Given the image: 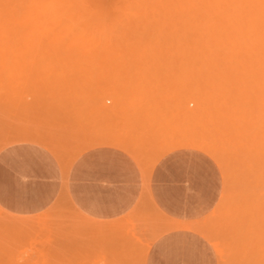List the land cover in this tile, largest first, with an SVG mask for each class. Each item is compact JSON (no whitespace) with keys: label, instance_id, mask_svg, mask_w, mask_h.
<instances>
[{"label":"bare ground","instance_id":"bare-ground-1","mask_svg":"<svg viewBox=\"0 0 264 264\" xmlns=\"http://www.w3.org/2000/svg\"><path fill=\"white\" fill-rule=\"evenodd\" d=\"M5 1H7V0H5ZM18 1V0H17ZM15 2V0H14V2H13V4L14 3H17L18 4V2ZM20 1H22V0H20ZM20 1H19V3H20ZM33 0H31V2H32ZM34 1H40V0H34ZM47 2V4L50 2V6L51 5H53L54 6V9H55V12L57 11H59V10H62L64 13L65 12H67L66 10H69V12H67V13H71V15H73L72 14V12H73V6H75V5H77V6H80V8L81 7H83V6H81L82 4H85V3H88L89 2V4H91L92 2H95L96 4H91L92 6V9L94 8L93 6H96L97 4H99V2H103V1H112L113 3H119V1L120 2H122V5H124V7H123V9L124 10H121L122 9V5L121 4H119V5H116V4H114V6L116 5V6H119V7H116L115 6V8L113 7L112 9H113V11L111 10V7L109 8V7H107V8H109L110 10L108 11L107 9H105L106 8V5H105V7L104 6H102L101 4V6L103 7L102 9L101 8H98L99 6H96L95 8L96 9H101V11L103 12V10H105V12H103L102 13V15L101 14H99L97 11L95 12V10L93 9V11L91 12V13H93V15H94V13H96V17H94V16H92V15H90V16H92V18H97V19H100V21L99 20H96V21H98V22H100L101 24L103 23V21H105V20H103L102 22H101V20L102 19H105L104 17H103V15H106V21L108 22V17L110 18V16H111V14H113V12H114V9H115V12L116 11H118L119 9L123 12V15H124V11L125 10H127V9H129V7H127V4L125 5V3L124 2H129L130 4L132 3V5L134 6L135 4H137V6H140L139 7V9L137 10V12L135 11L137 8H135V6L134 7H132L131 5V8H134V9H130L131 11H133L134 10V13L133 12H131V13H129L131 16H127L128 18H129V21L127 20V18H126V16H123L122 15V17L124 18H126V19H123V18H121V20H125V22H126V24H128L129 25V23L131 24V23H133V22H135L133 25H134V27H136V28H140V26L138 25V27H137V25L135 26V24H137L136 22L139 20V22H141V21H143L144 20V22H145V18L144 17H147V16H149V17H151V20L150 19H148V24H150L149 26H147V27H143V28H145L146 30L147 29H149V28H151V26H153L152 28L153 29H155V31L153 32V34L151 35V36H149V35H146L147 33H145V32H143V34L144 35H146L147 37H145L144 38V35L143 34H141V35H143V38L145 39H141V41L143 40L144 42H141L142 44H143V47L141 46V49H143V51H141V50H139L140 48H138V47H140V45L138 44V43H136L137 45V48L138 49H136L135 48V45H131L130 43L131 42H125L124 41V45H125V43L126 44H128V46L127 45H125L124 47L122 46L123 44H120V39H122L121 37H120V35H118V34H116V35H114V36H112V38L110 37V38H108L107 37V39L106 38H104L105 40H107V42H109L107 45H105L106 47H110V48H108L107 50H109V51H107L108 53H109V55L108 56H110V54H112V53H110V52H112L113 50L112 49H114V48H116L115 47V45H117V48H119V46H118V43H119V45L122 47V49H123V51H127V50H125V49H127V47H128V50L131 52V47L132 48H134V49H136V50H138V52L135 50V52H134V54L136 53L137 55H138V53L140 52H143L142 53V55L140 54V55H138V57L139 56H141V58L143 57V58H151L150 59V61H148L147 59V61L148 62H150V63H152V60H153V58L154 57H156V55L157 54H159V55H157V56H159L160 57V53L159 52H161V54H162V52H165V53H167L168 51H169V56H168V54L166 55L167 57H170L171 56V52H174L173 53V55H175V53L177 52V50L179 49L181 52L182 51H184L185 53H186V55H184V59H182V60H185V63H186V61L189 59V58H191V59H189V63H187V64H189L188 66L189 67H192V69H190V74H191V76H195V81H192L191 79V82H195V87H191V89L189 90V94H187L188 95V100L185 102L186 103V105L187 106H189V103H191V104H195L197 107H199V108H197L198 110L201 108V109H204L203 108V106L202 105H204V103H207L208 102V98H209V92L207 91V90H204V86H203V84L205 85V82L207 83V79H208V77L210 78V76H212V73H214L215 72V74H213V75H216L217 74V76L216 77H219L218 75H220V77L222 78V80L223 79H225V80H229L230 81V83H233L232 82V80H234V84H235V86H232V84H230V86L232 87V89H231V91L233 90L234 92L233 93H231L230 95H231V99H233L232 101L230 100V102H233V101H235L234 103L236 104V105H238V106H240L239 104H241V102L242 103H245L244 105H246V104H248V108H247V106H246V110L247 109H249L248 111H247V114L249 115V116H252V115H250L249 113H252V109H251V104L253 103V101H256V102H254L253 103V105H254V108H255V106H256V112L255 111H253V113L255 114H257V117H256V119H257V121H256V119L254 120L253 119V121H252V118H250L249 116H247V117H249L250 119H249V121L248 120H245V119H243V118H245L246 117V115H242L243 117H239L241 120H245V122H249V124H250V122L253 124V125H255V126H258V129H259V132H260V136H259V143H261L260 144V148L258 149V150H256V153H254V154H256V156H255V158L253 159V161L252 162H250L249 160H248V162H250V163H248L247 161H245V159L243 160V161H245V162H247V163H245L244 165H242L241 163L243 162V161H241V163H238V165L240 164V166H238L237 164L236 165H234L233 163H232V161H230L231 159H232V157L234 156V155H232L233 153V150H232V147H235V146H237L238 147V144L240 145V143L239 142H237L236 140L234 141V139L236 138V133H234L235 135H234V138H233V134H231V133H229V134H231V137H230V135L227 133V134H223L224 132H226V130L228 131L229 129H226V127L227 126H233L234 124H233V122L231 123L232 125H227V124H222L221 122L220 123H218L219 122V119H217L218 120V124H220L221 126H220V129H223V126H225V125H227L224 129H225V131H221L219 128H218V133L217 132H215L216 130H217V127H215V128H213V129H211V127H212V125L214 126V123H216V122H214L213 123V120H212V122H211V124L209 125V127H210V131H212V132H208V131H201V134H202V137H200L201 136V134L200 135H198V132H200L199 130H201V129H199V128H197V129H199L198 130V132L197 131H195V132H197L196 133V135H195V133H194V131H193V129H192V131H193V133H194V135H192V134H190V133H188L187 134V131L189 130L188 128L190 127L191 128V124L188 126L187 124H186V126H188L187 127V131L184 133H181L182 131H185V130H182L183 128H184V125L185 124H183V127L182 128H180L179 129V127H177L178 125H176L174 122H170L171 120L173 121V119H175V118H172L171 120H169V122L170 123H168V124H166V125H169V124H175V126L177 127V131L179 132V131H181V132H179V133H177V131L175 130V134H174V130L173 131H171V132H173V133H171L170 131H168V129H167V131H166V129H165V127H164V124H161L162 125V128L164 127V129L165 130H163V129H161L160 127H159V131L160 132H158V129L157 130H153V129H151V128H155L156 129V127H152V126H154V125H150L149 126V129H151V130H149V129H147L146 128V125H145V123H147V125H148V122L147 121H149V120H151V118H149L148 116H149V114H150V106H152V105H148V104H142L141 102V104L140 105H138L137 103L136 104H133L134 106L136 105V108H137V105L139 106L138 108H139V110H141L142 111V113H141V111H140V113L142 114H140V113H137V114H140V116H142L141 118L140 117H138V115H136V114H133V116H130V117H127L128 116V114L130 115L131 113H126V111L123 109V108H120L122 111H125V113L126 114H122L121 116H125V115H127V116H125V120H123V124H125V121H126V123H128V125H126V128H124L123 127V129H125V132H124V134H117V131H113L112 132V128H110V131L111 132H108L109 131V129H108V131H106L107 130V128H108V126L106 127V129L104 130V128L103 127H100L102 124L104 125V127H105V119H103L104 120V123L102 122V121H100L101 119H99V121H98V119H97V124H98V122H102V124L101 125H98L100 128H103V129H100L98 126V128L100 129V130H96V129H94V128H96V126L95 127H93L92 125V127H93V129L94 130H96V132H94V133H86V132H88L87 131V129L89 130V128L91 129V127L89 126L87 129H86V132L85 131H81L80 129H82V128H80V129H78L79 131H75L74 133L73 132H71V133H73V134H75L76 133V135H74V136H69L68 137V131H67V135L66 136H62V135H60V133L58 134L61 138L63 137V138H65V139H63V140H61V142L59 143V142H57V141H59L58 140V138H57V135H53V133H55L56 134V131H60V130H56L55 129V131L53 132V133H51L52 135H51V137L53 136V137H55L54 139H57V140H55L57 143H55L52 139H49V138H47V136L44 134H40L39 132H41V131H43V128H44V126H43V128H42V130H40V129H38V130H40L39 132H36V131H33L32 129H22V127H21V129H19V131H17V129L19 128V126L21 125V123L20 122H17L18 124H20V125H18V124H15L16 126H17V128L15 127V129L13 130V131H17V133H16V131H15V134L16 135H12V132H11V135L10 134H8V135H10V137H8V140H5L6 138L4 137V136H6L7 134H4V133H2L3 132V130L1 129L0 130V147H3V145L5 146V144H7V143H9V142H11V141H15V140H21V139H31V140H36V141H38V142H41V144H43V145H45L46 147H48L50 150H51V152L53 151V153L55 154V156H57V158H58V160H59V162H60V164H61V166H62V170H63V173H64V175H66V173H67V169H68V167H69V165H70V163H71V161L78 155V154H80V152L81 151H83L84 149H86V148H88V147H91V146H94V145H97V144H108V145H114V146H117V147H119V148H121V149H123L124 151H126V152H128L136 161H137V163L139 164V166H140V168H141V170H142V173H143V191H142V194H140L141 195V197L139 198V201L137 202V204L135 205V207L130 211L131 212V215H132V213H134L136 210H137V208L140 206V204H142L145 200H148L150 203H151V205H152V207H153V210L155 211V213L156 214H158V215H160L161 217H163L164 218V220L159 224V226L158 225H156V224H153L149 229H147V231L145 232V242L143 243L142 241H141V239L139 238V237H134V236H132L130 233V231H131V229L132 228H134L135 227V225L133 224V225H131V224H128L129 222H128V220H129V218H130V216H129V214H130V212H129V214H126L125 216H123V217H120V218H117V219H114V220H109V221H101V220H95V219H91V218H89V217H87V216H85V215H83L81 212H79L73 205H72V203L67 199V196L65 195V192H61V194L59 195V197L57 198V200H56V202L54 203V205L52 206V207H50L49 209H47V210H45V211H43V212H40V213H38V214H35V215H29V216H25V215H14V214H11V213H8L7 211H5V210H3L1 207H0V234H1V241H2V243L3 244H5V245H7L8 247L10 246V247H16V246H23V247H26V250H25V252H26V254H27V256L24 258L25 260L23 261V263H21V264H35V262L33 261V260H35V258H38V257H43V256H45V255H47L48 254V252H46L45 250H46V248H45V246H47V245H56L57 243H58V240H60L59 238H57L56 237V234H55V230H54V227H50L51 225H48L51 221H52V219L54 218V217H59V221L61 220V218H62V221H63V225H64V222L66 221V220H64L63 219V217L65 218L66 217V215H67V213H65V216L63 215V213H61V211H63V208H62V206H61V203L62 202H64V203H66V205H67V207H68V212L70 213V214H72V215H74L75 216V218H78V221L76 222V223H73L72 221H70V223H72V228H71V230H69L70 232H69V235H68V239H67V242L69 243L70 241H72V240H74L75 242H78V241H80L81 240V242H83V244H82V247L79 249V250H81V252L82 251H85V252H90V251H95L98 255H101V259L99 260L100 262H102L103 264H144V259H145V255H146V252H147V249H148V247H149V244H150V242L153 240V239H155L160 233H162V232H164L165 230H167V229H170V228H173V227H188V228H191V229H193V230H196V231H198V232H200L204 237H206L211 243H212V245H213V247L216 249V258H217V264H264V0H46ZM49 1V2H48ZM115 1V2H114ZM11 2V1H10ZM9 2V3H10ZM26 2H28V3H26ZM25 3L27 4V6L29 5V1H26ZM42 3H40V4H42V7H43V4H45V3H43V2H45V1H41ZM1 3H3V0L2 1H0V5H1ZM8 3V2H7ZM23 3H24V1H23ZM24 3V4H25ZM34 3V2H33ZM32 3V4H33ZM37 2H35V4H36ZM113 3L111 4V5H113ZM134 3V4H133ZM25 4V5H26ZM32 4H30L29 6L30 7H32L31 5ZM34 4V6H33V8H36V10H37V8L38 7H40V4H38V7L36 6ZM89 4H86V5H89ZM8 5V4H7ZM15 5V4H14ZM19 5V4H18ZM21 5V4H20ZM19 5V6H20ZM23 5V4H22ZM46 5V4H45ZM129 5V4H128ZM11 6V5H10ZM25 7V10H26V8H29V11H31V9L32 8H30V7ZM36 6V7H35ZM48 6V5H47ZM46 6V7H47ZM53 6H52V8H53ZM108 6V5H107ZM15 7H17V6H15ZM45 7V8H46ZM91 7L90 6H88V8H85V5H84V11H83V13L85 12V9H86V11L88 10V9H91ZM121 7V8H120ZM127 9H126V8ZM3 8H5V7H3ZM11 8V7H10ZM22 8V7H21ZM45 8H44V10H45ZM50 8V7H49ZM48 8V9H49ZM79 8V9H80ZM118 10H117V9ZM17 9V8H16ZM19 9V8H18ZM24 8H22V10H23ZM43 9V8H42ZM47 9V8H46ZM54 9H52V10H54ZM25 10H23V11H25ZM28 10V9H27ZM32 10H34L35 11V9H32ZM51 10V9H50ZM50 10H49V15L51 14V13H54L53 11H51L50 12ZM75 10V9H74ZM82 10V9H81ZM107 10V11H106ZM148 10H152L151 12L150 11H148ZM12 11V10H11ZM20 11H21V9H20ZM23 11H21L22 12V15H23ZM28 11V13L31 15V16H29V14H28V17H32V14L34 13V11H33V13L32 12H29ZM42 10H39L38 12H41ZM46 11V10H45ZM90 11V10H89ZM88 11V12H89ZM100 11V10H99ZM121 11H120V13H121ZM143 13H142V12ZM3 12V11H2ZM17 12H19V11H17ZM21 12L19 13V14H21ZM81 13H82V11H80ZM80 12H77V10L75 11V14H74V16L76 15L77 16V14H80L81 15V13ZM107 12V13H106ZM112 12V13H111ZM145 12V13H144ZM149 12H150V14H151V16H150V14H149ZM3 13H5V11L3 12ZM13 13L15 14V12H14V10H13ZM27 13V12H26ZM32 13V14H31ZM35 13H37V11L35 12ZM46 13H48V11L46 12ZM60 13H61V11L59 12V15H60ZM91 13H89V14H91ZM18 14V15H19ZM24 14H25V12H24ZM43 14H45V13H43ZM43 14H42V12H41V15L43 16ZM57 14V13H56ZM55 14V15H56ZM97 14H99L100 16L99 17H103L102 19L101 18H98L97 16ZM115 14V13H114ZM113 14V15H114ZM122 14V13H121ZM135 14H137L136 16H135ZM149 14V15H148ZM154 14V16L152 17V15ZM0 15H1V11H0ZM6 15V14H5ZM8 15H10V16H12V14H8ZM38 15H39V13H38ZM38 15H37V17H38ZM62 15V14H61ZM60 15V16H61ZM66 15V13L64 14V16ZM70 15V14H69ZM68 14L66 15V18L69 16ZM70 15V16H71ZM108 15H110V16H108ZM112 15V17L113 18H111V19H113L112 21H115L114 20V18L116 19V17L118 18V15H117V13L115 14V16H113ZM117 15V16H116ZM144 15V16H143ZM2 16V18H3V15H1ZM0 16V17H1ZM9 16V17H10ZM16 16V15H15ZM27 16V15H26ZM54 15H52V16H50L51 18L53 17ZM64 16H62V17H64ZM69 16V17H70ZM75 16V17H76ZM79 16V15H78ZM87 15H86V13H85V16H84V14L82 15V17L84 18V17H86ZM89 16V15H88ZM121 15H119V17H120ZM142 16L144 19H142V18H140V17ZM175 16V17H174ZM178 16H179V18H180V21L179 22H173V21H175V19L177 20L178 19ZM24 17H25V15H24ZM27 17V18H28ZM34 18H35V15L33 16ZM33 17H32V20L33 21H36V19L34 20L33 19ZM36 17V18H37ZM40 17V16H39ZM38 17V19L40 20H42V22L43 23H45V22H48L49 20H48V14H47V20H44L43 21V17H41V18H39ZM45 17H46V15H45ZM50 17H49V19H50ZM55 17V16H54ZM69 17H68V21L65 19V17H64V21L66 20L67 21V23L68 22H72V20L71 21H69ZM71 17H73V16H71ZM81 16H79L78 18L79 19H81L80 18ZM134 17L136 18V19H134ZM149 17H147V18H149ZM6 18V17H5ZM11 18V17H10ZM16 18H17V16H16ZM15 18V19H16ZM27 18H25V19H27ZM57 18H60L59 16H57ZM82 18V20L80 21V23L81 22H83L84 21V19ZM90 17H87V20L89 19ZM131 18V19H130ZM132 18H133V20H132ZM137 18H139L138 20H137ZM20 19V18H19ZM19 19H17V20H19ZM30 19V18H29ZM37 19V20H38ZM46 19V18H45ZM55 18H53V20H54ZM73 19V18H72ZM111 19H109V20H111ZM140 19H142V20H140ZM152 19H154V20H152ZM0 20H2V19H0ZM12 20V19H11ZM20 20H23V16H22V19H20ZM74 20V22L75 21H77L76 20V18L75 19H73ZM86 20V21H87ZM118 20V19H117ZM116 20V21H117ZM132 22H131V21ZM135 20V21H134ZM137 20V21H136ZM147 20V19H146ZM150 20V21H149ZM3 21V20H2ZM15 21V20H14ZM13 21V23L14 24H18L19 25V22L18 23H16V21L14 22ZM30 21H31V19H30ZM52 21V20H51ZM55 21V20H54ZM60 21V20H59ZM62 21V20H61ZM111 21V22H112ZM22 22V21H21ZM32 22V21H31ZM38 22H40L41 24H42V22L41 21H38ZM37 22V23H38ZM56 22H57V24L55 23V22H53V26H54V24H56V25H58L59 26V24H58V21L56 20ZM85 22V21H84ZM83 22V25H85V24H87V23H84ZM110 22V21H109ZM108 22V23H109ZM117 22H120V24H121V26L118 24V26H117V28L119 29L120 27H121V29L123 28V26L125 25V27H124V30L123 31H128L129 33H132V32H134V33H132V34H137V31L136 30H139V29H136L135 28V30L133 31L132 30V24L128 27V26H126V24L125 23H123L122 21H120V20H118ZM147 22V21H146ZM6 23H7V21H6ZM10 23V22H9ZM9 23H7V25H9ZM25 23V22H24ZM23 23V24H24ZM32 23H34L33 25L35 26V22H32ZM48 23H51L50 21L48 22ZM61 23V27H62V25H64L62 22H60ZM65 23V22H64ZM69 23V24H70ZM73 23V22H72ZM72 23H71V25H72ZM78 23V22H77ZM95 23V22H94ZM113 23V22H112ZM111 23V24H112ZM115 23V22H114ZM113 23V24H114ZM123 23V24H122ZM142 23V22H141ZM0 24H1V22H0ZM11 24V23H10ZM27 24V23H26ZM30 25H31V23H29ZM88 24H89V22H88ZM91 24V23H90ZM89 24V26H87L86 25V30H87V28L89 27V28H91L92 27V25L93 24H91L90 25ZM109 25L110 26V28H108L107 26H106V28H107V30H109V31H112L111 33H119L118 31L120 30L121 31V29H119V30H117V28H115V27H112V25ZM116 24V23H115ZM13 25V24H12ZM28 25V24H27ZM29 25V26H30ZM39 25V24H38ZM45 25L47 26L48 24H46L45 23ZM44 25V26H45ZM74 25H76V24H74ZM80 25H82V23L80 24ZM80 25H79V23H78V25H77V27H79L78 28V30H76V26L74 27V29L76 30H74V32H78L79 31V29H81V27H80ZM97 25V24H96ZM123 25V26H122ZM22 26V25H21ZM49 26H50V24H49ZM48 26V27H49ZM65 26H67L66 24H65ZM70 26V25H69ZM94 26V25H93ZM101 26V27H100ZM100 26H98V27H100L99 29L96 27L95 29H98L97 31L99 32L100 31V29H102V26H104L105 27V24L103 25H100ZM120 26V27H119ZM5 27V26H4ZM56 27V30H59V28L60 27H57V26H55ZM83 27V26H82ZM103 27V28H104ZM111 27L113 28V30H111ZM6 28V27H5ZM8 28H10V27H8ZM13 29H14V27H12ZM28 28V27H27ZM35 28H39V26H37L36 25V27ZM34 28V29H35ZM40 28H42L41 26H40ZM39 28V29H40ZM46 28V27H45ZM44 27H43V29H44V32H45V30H47V29H45ZM50 28V27H49ZM48 28V29H49ZM58 28V29H57ZM64 28H66V27H64ZM69 28V27H68ZM83 28V29H84ZM105 28V29H106ZM115 28V29H114ZM126 28H127V30H126ZM129 28H131V31L132 32H130V29ZM2 29V28H1ZM21 29H22V27H21ZM24 29V28H23ZM26 29V28H25ZM24 29V30H25ZM29 29H30V27H29ZM33 28L31 29V30H34ZM51 29V28H50ZM50 29H49V32L50 33H52L51 31H50ZM67 29V28H66ZM70 29V28H69ZM68 29V30H69ZM85 29H84V31H85ZM93 30L92 31H94V27L92 28ZM104 29V30H105ZM140 29H142V28H140ZM3 30V29H2ZM38 30V29H37ZM55 29L53 30V31H56ZM61 30V29H60ZM59 30V31H60ZM67 30V31H68ZM90 30V29H89ZM106 30V31H107ZM114 30H117V32H113ZM143 30V29H142ZM142 30H139V31H142ZM18 31V30H17ZM21 31V30H20ZM26 31V30H25ZM28 31V30H27ZM42 31V30H41ZM83 31V30H82ZM82 31H80V34H81V32ZM83 31V32H84ZM91 30H90V32H88V31H85L84 33L86 34V32H88L89 34L92 32ZM123 31H122V33H123ZM1 32V31H0ZM4 32H5V30H4ZM12 32H13V30H12ZM16 32V31H15ZM28 32H30V31H28ZM35 32H36V30H35ZM39 32V31H38ZM48 32V31H47ZM63 31H60L59 33H62ZM71 32H72V30L71 31H69V33H68V35L70 34V35H72L71 34ZM74 32H72L73 33V35H72V37H74V38H70V40H68L69 42H71L73 39L74 40H78V38L81 36H79V34H77V36H79V37H77L76 36V33H74ZM95 32V31H94ZM108 32V31H107ZM16 33H19V31L18 32H16ZM21 33H23V32H21ZM25 33V32H24ZM24 33L22 34V35H24ZM105 33V32H104ZM103 33V34H104ZM110 33V32H109ZM7 34V33H6ZM14 33H12V35H13ZM27 34V33H26ZM41 34H42V32H41ZM53 34H55V35H57L56 33H53ZM62 34H64V32L62 33ZM65 34H66V32H65ZM83 34V33H82ZM89 34H86V35H89ZM103 34H101V35H103ZM131 34V35H132ZM138 34H140V33H138ZM137 34V35H138ZM11 35V36H12ZM18 35V34H17ZM21 34H20V36L19 37H21L22 36ZM47 35V34H46ZM61 34H59V36H60ZM93 35V34H92ZM92 35H90V36H92ZM105 35V34H104ZM124 35V34H123ZM194 35V36H193ZM5 36V35H4ZM10 36V35H9ZM15 36V35H14ZM35 36V35H34ZM39 36H41L40 34H39ZM67 36V35H66ZM77 38H76V37ZM89 36V37H90ZM98 36V35H97ZM97 36H95V37H97ZM115 36H117V37H120L119 39L118 38H114ZM125 36V35H124ZM128 36V35H127ZM130 36V35H129ZM140 35H138V37H139ZM38 37V36H37ZM45 37V36H44ZM44 37H41V39H40V41H38V42H35L34 41V37H33V35H31V34H29V35H25V37H21L20 38V40H19V42L22 44V45H24V46H26V47H30V48H32V50L33 51H35V50H37V49H39V46H41V45H43V40H42V38H44ZM69 37V36H68ZM82 37H83V35H82ZM81 37V39H83L84 40V38H82ZM93 37H94V35H93ZM100 37H102V36H100ZM158 37V41H159V44H158V46L156 47L155 45H157L156 44V41L154 40L155 38H157ZM180 37L182 38V39H180ZM65 38V37H64ZM67 38V37H66ZM86 38H88V37H86ZM99 38V37H98ZM114 38V39H113ZM142 38V37H141ZM146 38H147V40H146ZM162 40H161V39ZM1 40H0V70L2 71L3 70V65H4V61H6L5 60V58H4V51H3V49L4 50H7V49H5L6 47H4V48H2V46L4 45V41L3 40H6L7 39V37H6V39H5V37H4V39H3V35H2V37L0 38ZM45 39H47V38H45ZM44 39V40H45ZM62 39V38H61ZM61 39L59 40V41H61ZM68 39V38H67ZM67 39H65V41L67 40ZM72 39V40H71ZM80 39V38H79ZM108 39H110V40H108ZM131 39H135V37L134 38H131ZM131 39L129 40V41H131ZM160 39V40H159ZM193 39H195V40H193ZM13 40V39H12ZM16 40V39H15ZM38 40V39H37ZM53 40H54V42H52V43H57L58 42V40H56V38H54L53 37ZM52 40V41H53ZM64 40V39H63ZM76 40V41H77ZM93 40H94V38H93ZM92 40V41H93ZM116 40H119V41H117L116 42V44H114L115 43V41ZM123 40V39H122ZM140 40V39H139ZM181 40V41H180ZM7 41H9V39L7 40ZM10 41H11V38H10ZM80 41V40H79ZM78 41V42H79ZM88 41H89V39H88ZM96 41V40H95ZM97 41H99V39L97 40ZM101 41V40H100ZM111 41V42H110ZM113 41V42H112ZM134 41V40H133ZM160 41H164V42H166V44L167 45H169V47L167 46V45H162V46H159L160 45ZM19 42H18V44H19ZM50 42V41H49ZM64 43V41H61V43ZM69 42H67V43H69ZM80 42H82V41H80ZM79 42V43H80ZM102 42H104V41H102ZM134 42H136V40L134 41ZM138 42V41H137ZM17 43V42H16ZM60 42H58L57 43V45H60L59 44ZM62 43V44H63ZM66 43V42H65ZM78 43V44H79ZM83 43H85V45H86V51H85V49H84V51L85 52H87V49L88 48H92V47H90V46H92V45H95V44H91V43H88L87 41H83ZM86 43H88V44H86ZM93 43V42H92ZM101 43V42H100ZM122 43V42H121ZM9 44H10V42H9ZM15 44V43H14ZM17 44V45H18ZM49 44V43H48ZM69 44H75L74 43V41H73V43H69ZM69 44H65V45H68V46H70ZM106 44V43H105ZM114 45V47H112L113 45ZM141 44V45H142ZM153 44H155V45H153ZM177 45V47H179V48H175V49H177L176 50V52L175 51H173V45ZM72 45V46H73ZM76 45V44H75ZM74 45V47H76V49H77V46H75ZM85 45H84V47H85ZM89 47H88V46ZM104 45V44H103ZM175 45V46H176ZM212 45H215L214 46V50H213V48H211V47H213ZM220 46L219 48L217 47V46ZM8 46V45H7ZM19 46V45H18ZM17 46V47H18ZM72 46H70L71 48H74V47H72ZM81 46V45H80ZM83 46V45H82ZM99 45H97V48H101L100 46L98 47ZM127 46V47H126ZM165 46V47H164ZM21 47V46H20ZM46 47V46H45ZM61 47V46H60ZM60 47H59V49H60ZM88 47V48H87ZM94 47V46H93ZM121 47H120V49H121ZM162 47H164V48H166V49H164V48H162ZM13 48V47H12ZM29 48V49H30ZM51 48V47H50ZM58 48V47H57ZM63 48H64V46H63ZM78 48H79V46H78ZM18 49V48H17ZM24 49V48H23ZM44 49V48H43ZM52 49H53V47H52ZM94 49V48H93ZM93 49H91V50H93ZM95 49H96V47H95ZM120 49H118L119 51V55H118V57L117 58H121V55L122 54H120V52L121 53H124V52H122ZM168 49V50H167ZM184 49V50H183ZM198 49V50H197ZM66 50V49H65ZM104 49H102L101 51L103 52V57H104V51H103ZM105 50H106V48H105ZM115 50V49H114ZM164 50V51H163ZM178 50V52H180ZM20 51H22V50H20ZM24 51L25 52H29V51H26L25 49H24ZM38 51V50H37ZM40 51L41 50H39V53H40ZM44 51H45V49H44ZM46 51H49L48 50V48L46 49ZM53 51H54V49H53ZM52 51V52H53ZM57 51L59 52V50L57 49ZM72 51H74L73 49H72ZM96 51H98V49H96ZM95 51V53H97ZM100 51V50H99ZM100 51V56L102 55V52ZM129 51H127L128 53H125V54H127V56H128V54H129ZM171 51V52H170ZM4 52V53H3ZM14 52H16V51H14ZM25 52H22L23 54L25 53ZM42 52L43 51H41V55H42ZM66 52H67V50H66ZM76 52H78V51H76ZM80 52V51H79ZM84 52V53H85ZM89 52V51H88ZM92 52V51H91ZM114 52V51H113ZM117 51H116V54L118 53ZM177 52V53H178ZM181 52L179 53L180 55H181V57H182V54L184 53H182L181 54ZM30 54H28V55H23L24 57L26 56H28L27 58H31V52H29ZM33 53V52H32ZM37 53V52H36ZM46 52H44V54H45ZM47 53H49V52H47ZM51 53V52H50ZM56 53V52H55ZM55 53H53V54H55ZM62 53V52H61ZM64 53H65V51H64ZM72 53V52H71ZM81 53V52H80ZM84 53H81V57H82V55H84ZM94 53V52H93ZM105 53H106V51H105ZM165 53H163L162 54V57H164V59H166L165 58ZM12 54H14V53H12ZM16 54V53H15ZM14 54V55H15ZM26 54V53H25ZM44 54L42 55V56H44ZM52 54V53H51ZM74 54V53H73ZM77 54V53H76ZM76 54L74 55L75 57H73V58H76ZM87 54V53H86ZM90 54V53H89ZM97 54H99V53H97ZM116 54H114V55H116ZM179 54H176V58H173L172 56V60H176L177 61V55H179ZM223 54V55H222ZM9 55V54H8ZM13 55V56H14ZM36 56L38 55V54H35ZM40 54H39V56H38V58L41 56ZM46 56H47V54H45ZM130 55V54H129ZM132 55V54H131ZM137 55L135 56L134 55V57H131V58H135V59H133L134 61L133 62H135V60H136V62H141V61H138V59H140V58H138L137 59ZM222 55V56H221ZM12 56V55H11ZM13 56L11 57V59L13 58ZM18 56H19V54H18ZM30 56V57H29ZM36 56H35V58H36ZM59 56V55H58ZM57 56V57H58ZM100 56L99 57H97V58H100ZM123 56H124V54H123ZM33 57H34V55H33ZM32 57V58H33ZM78 57V56H77ZM80 56L77 58V59H80L81 58ZM94 57H95V54H94ZM93 57V58H94ZM115 57V56H114ZM114 57H112V58H114ZM162 57H160V60H162ZM178 57H180V56H178ZM180 57V58H181ZM20 56H19V60H20ZM31 58V59H32ZM34 58V59H35ZM47 58V57H46ZM49 58V57H48ZM53 58V57H52ZM61 58V57H60ZM91 58V57H90ZM96 58V59H97ZM101 58H102V56H101ZM111 58V56L107 59L106 58V60H108V62L109 61H111V62H113L114 61V59L116 58H114V59H110ZM116 58V59H117ZM128 59V61L125 59V58H123V62H124V60L126 61V62H128L129 63V66H130V64H131V58H129V56L127 57ZM157 58V57H156ZM156 58H155V60H156ZM11 59H9V60H11ZM41 59V58H40ZM43 59H45V58H43ZM42 59V62L44 61ZM58 59H59V57H58ZM69 59V58H68ZM68 59H65V60H67L68 61ZM95 59V58H94ZM105 59V58H104ZM115 59V60H116ZM122 59V58H121ZM120 59V60H121ZM159 59V58H158ZM19 60H18V62H19ZM51 60H53V59H51ZM54 60H56V59H54ZM61 60H62V58H61ZM64 60V61H65ZM82 60V59H81ZM84 60V59H83ZM89 60H91V59H89ZM101 60V59H100ZM106 60H105V62H106ZM160 60H157L158 62L160 61ZM167 60H168V58H167ZM169 60H171V59H169ZM172 60L169 62V63H173L172 62ZM179 60H181V59H179ZM12 61V60H11ZM10 61V62H11ZM15 61V60H14ZM22 61H24V62H22ZM22 61H20L19 62V64H16V65H21V64H23L24 63V65H26V63L28 62V61H26V60H22ZM32 61V60H31ZM39 61V60H38ZM37 61V62H38ZM63 61V62H64ZM66 61V62H67ZM103 61V60H102ZM118 61H119V59L115 62V64H119V63H121L122 64V68H127L126 67V65L128 66V64H126L125 66H124V64H123V62H122V60L121 61H119V63H118ZM146 61V64L145 65H150V63L149 64H147L148 62ZM157 61L155 62L154 60H153V64L154 63H156V64H158L157 63ZM15 62H17V61H15ZM14 62V63H15ZM26 62V63H25ZM33 62V61H32ZM52 62V61H51ZM78 62H81V61H78ZM97 62V61H96ZM100 62V61H99ZM104 62V61H103ZM133 62H132V64H131V66H133V65H135V64H133ZM143 62H145V61H143L142 60V62H141V64L143 63ZM165 62H166V60H165ZM40 64H41V62H39ZM38 63V64H39ZM58 63V62H57ZM88 63V62H87ZM98 63V62H97ZM107 63V62H106ZM161 63V62H160ZM158 64V65H155V67H154V69H155V74L157 75V76H161V69H164V68H161V67H163L164 65L161 63V64ZM169 63H167V64H169ZM178 63H179V61H177V65H178ZM6 64H7V62H6ZM32 64H34V63H32ZM43 64H45V63H43ZM53 64H54V62H53ZM94 64V63H93ZM103 64V63H102ZM102 64H100V66H98V64L96 65L97 67H100V69H98V68H96V66L94 67V68H90V69H94V71H98L101 75H103V73H101V65ZM114 64V65H115ZM140 64V65H141ZM152 64V65H153ZM174 64V63H173ZM172 64V65H173ZM184 64V63H183ZM180 65L179 67V69H182V70H184V69H187V64L185 65L186 66V68L184 67V65ZM197 64H199L198 66H200L199 68H195V65L197 66ZM223 64V66H221V68H220V65H222ZM10 65V64H9ZM14 65V64H13ZM13 65H12V67H13ZM63 65H65V64H63ZM89 65H91V64H89ZM108 65H110V63L108 64ZM108 65H106V67L108 66ZM163 65V66H162ZM171 65V64H170ZM175 65V64H174ZM177 65L175 66V67H177ZM219 65V66H218ZM7 66V65H6ZM28 67H29V64L27 65ZM30 66H31V64H30ZM36 66H37V64H36ZM48 66V65H47ZM55 66H58V64L57 65H55ZM80 66H81V64H80ZM84 66H86V64L85 65H83V67ZM88 66V65H87ZM103 68H106L105 67V63L103 64ZM119 66V65H118ZM124 66V67H123ZM136 66V65H135ZM151 66V65H150ZM149 66V67H150ZM169 66V65H168ZM8 67V69H12V67L11 68H9V66H7ZM6 67V68H7ZM14 67H16L15 65H14ZM14 67H13V69L12 70H7V73L9 74H11L12 75V72H14L15 70H14ZM25 67V66H24ZM23 66H21V68L23 69L24 68ZM41 67V66H40ZM43 67V66H42ZM77 67V66H76ZM82 67V68H83ZM120 67V66H119ZM148 67V68H149ZM166 68H167V65L165 66ZM171 67V66H170ZM174 67V66H173ZM174 67V68H175ZM17 68H20V67H18L17 66ZM26 68V67H25ZM34 68H36V67H34ZM48 68V67H47ZM52 68H53V66H52ZM55 68V67H54ZM63 68V67H62ZM72 68V67H71ZM95 68H96V70H95ZM111 68H113L112 66H111ZM110 68V69H111ZM124 68V69H125ZM131 68V67H130ZM129 67H128V70L130 69ZM143 68H145V66L143 67ZM152 68V67H151ZM169 68V67H168ZM167 68V69H168ZM174 68H172L171 70L173 71L174 70ZM4 69H5V66H4ZM33 69V68H32ZM59 69V68H58ZM76 69H78V68H76ZM84 69H86L85 67H84ZM83 69V70H84ZM108 69V68H107ZM121 69V68H120ZM119 69V70H120ZM133 69H135V68H131V71H130V74L132 75L134 72H132V70ZM136 69H137V66H136ZM142 68H138V70H141ZM146 69H147V67H146ZM178 69V75H180V77H181V73L182 74H184L185 75V73H186V71L184 70L183 72L181 71V70H179ZM6 70H4V73H5V75L7 74L6 73ZM20 70V69H19ZM38 70V67H37V69H35V71H37ZM49 70H50V68H49ZM48 70V71H49ZM80 70H81V67H80ZM88 70V69H87ZM87 70H86V72H87ZM114 70H116V67H115V69ZM126 70V69H125ZM137 70V71H138ZM148 70V69H147ZM146 70V71H147ZM152 70V69H151ZM176 70H177V68H176ZM188 70V69H187ZM8 71H12V72H8ZM24 71V70H23ZM41 71H42V69H41ZM41 71L39 70L38 72V78H39V75H40V73H41ZM64 71V70H63ZM77 71V70H76ZM85 71V70H84ZM104 71H106V69L104 70ZM104 71H102V72H104ZM123 71V70H122ZM150 71V70H149ZM154 71V70H153ZM164 71V70H163ZM162 71V72H163ZM167 71V70H166ZM179 71H181V73L179 72ZM206 72V73H202V72ZM16 72V71H15ZM14 72V73H15ZM30 72H32V71H30ZM55 72V71H54ZM59 72V71H58ZM57 72V73H58ZM74 72H75V69H74ZM81 72H83V71H81ZM108 72H109V70H108ZM111 72V71H110ZM109 72V75L111 74V76H112V78L114 79L115 78V76H116V74L113 76L112 75V72L110 73ZM119 72V71H118ZM175 72V71H174ZM173 72V73H174ZM217 72V73H216ZM17 73V72H16ZM19 73V72H18ZM29 72H27L26 73V75L28 74ZM42 73H43V71H42ZM48 73V72H47ZM89 73H90V71H89ZM88 73V74H89ZM114 73H116L115 71H114ZM113 73V74H114ZM128 73H129V71H128ZM147 73H149V72H147ZM152 73H154V72H152ZM151 73V74H152ZM166 73V72H165ZM167 73H170V71L169 72H167ZM201 73L203 74V75H201ZM1 74V77H2V75H4L3 74V72L2 73H0ZM7 74V75H8ZM20 75H21V73H19ZM19 74H17L18 75V78H20L19 76ZM23 74V73H22ZM35 74V73H34ZM46 74V73H45ZM52 74H54V73H51V77H52ZM65 74H67L66 72H65ZM70 74V73H69ZM73 74H75V73H73ZM83 74V73H82ZM81 74V75H82ZM87 74V75H88ZM93 74H97V72H95V73H93ZM99 74V79L100 80H102V77L104 76H101ZM121 74V73H120ZM120 74H118L117 73V75H118V77H120L121 78V76H122V74L120 75ZM137 74V73H136ZM139 74V73H138ZM137 74V75H138ZM140 74L142 75V77H143V74H142V70H141V72H140ZM195 74V75H194ZM205 74V75H204ZM17 75H13V76H17ZM25 74H24V76H26ZM43 75H44V73H43ZM50 75V74H49ZM61 75V74H60ZM78 75V74H77ZM107 73H106V77L105 78H107L108 76H109ZM120 75V76H119ZM125 75V74H124ZM126 75H129V74H126ZM134 75V74H133ZM129 76L130 78H131V81H133L134 82V80H138V82H139V77H136V75L135 76ZM148 74H146V76H147ZM155 75V76H156ZM164 75V74H163ZM168 75V74H167ZM178 75H176V76H178ZM188 75V74H187ZM186 75V76H187ZM8 76H10V75H8ZM42 76V75H41ZM40 76V77H41ZM48 76V75H47ZM57 76H59V75H57ZM149 76V75H148ZM175 76V77H176ZM0 77V78H1ZM5 77V76H4ZM27 77V76H26ZM30 77H32V78H34L33 77V75H30ZM44 77V76H43ZM49 77V76H48ZM54 77V76H53ZM52 77V78H53ZM61 77V76H60ZM67 77V76H66ZM93 77V76H92ZM98 77V76H97ZM101 77V78H100ZM118 77H116V78H118ZM127 77V76H126ZM136 77V79H134ZM144 77H145V75H144ZM151 77V76H150ZM154 77V76H153ZM172 77V75H170L169 77H168V79H170ZM219 77V78H220ZM37 78V77H36ZM80 78V77H79ZM84 79L85 80V78L84 77H81V79ZM104 77H103V80L105 79ZM111 78V79H112ZM115 78V79H116ZM156 78V77H155ZM159 78V77H158ZM165 78V77H164ZM184 78V77H183ZM189 78V76L187 77V79ZM192 78V77H191ZM213 78V77H212ZM214 78H215V76H214ZM219 78H217V79H215V80H218ZM27 79V78H26ZM26 79H25V81H26ZM41 79V78H40ZM43 79V78H42ZM41 79V80H42ZM56 79H59V78H56ZM61 79V78H60ZM86 79H87V77H86ZM90 79V78H89ZM95 79H97L96 77H95ZM95 79H94V81H95ZM110 79V77H108V79L107 80H111ZM114 79V80H115ZM126 79H128L129 80V78H126ZM125 79V80H126ZM134 79V80H133ZM146 80H147V77L145 78ZM153 78H151V80H152ZM185 79V78H184ZM193 79V78H192ZM1 80L2 79H0V83H1ZM8 80V79H7ZM21 80H23V78L21 79ZM28 80V79H27ZM29 80H30V78H29ZM32 80V79H31ZM30 80V81H31ZM35 80V79H34ZM43 80H46V79H43ZM71 79H70V77H69V81H70ZM92 80V78L89 80V81H91ZM98 80V79H97ZM118 80H120L121 81V79H118ZM156 80H157V78H156ZM161 80V79H160ZM181 79H179V81H180ZM210 80H211V78H210ZM215 80H213V81H215ZM222 80H220V81H222ZM24 80H23V82H25ZM30 81H28V82H30ZM48 82H50L49 80H47ZM58 81H60V80H58ZM68 81V80H67ZM73 81V80H72ZM112 81V80H111ZM115 81H117V80H115ZM119 81V82H120ZM144 81V80H143ZM149 81V80H148ZM147 81V82H148ZM155 81V80H154ZM164 81V80H163ZM175 81H176V79H175ZM183 81V80H182ZM228 81V82H229ZM7 82V81H6ZM9 82H11V81H9ZM14 82V81H13ZM17 82V81H16ZM28 82H25V85L28 83ZM42 82V81H41ZM53 82H54V80H53ZM52 82V83H53ZM56 82H57V80H56ZM62 82V81H61ZM86 82V81H85ZM92 82H93V80H92ZM97 82V81H96ZM100 82V81H99ZM118 82V83H119ZM133 82H132V84H133ZM157 82H158V80H157ZM168 82V81H167ZM190 82V81H189ZM218 82V81H217ZM227 82V83H228ZM20 83V82H19ZM31 83V82H30ZM60 83V82H59ZM70 83V82H69ZM95 83V82H94ZM94 83L92 84V85H94ZM106 83V82H105ZM111 83V82H110ZM109 83V84H110ZM130 81L128 82V84H127V82L125 83L126 85L125 86H127V85H130ZM135 83V82H134ZM141 82H139V84H140ZM155 83V82H154ZM162 83V82H161ZM158 84V86L159 85H162V87L164 88L165 86H163V83L162 84ZM203 83V84H202ZM219 83V82H218ZM223 84H225L224 82H222ZM4 84V82L2 83V85ZM6 84H8V83H6ZM11 84H12V82H11ZM17 84V83H16ZM44 84H45V82H44ZM67 84V83H66ZM77 84V83H76ZM82 84V83H81ZM107 84V83H106ZM105 84V85H106ZM121 84V83H120ZM137 84V83H136ZM173 84H174V82H173ZM172 84V85H173ZM182 84V83H181ZM186 84H188L187 82H186ZM193 84V83H192ZM208 84H210V86H211V84L214 86L215 85V83L213 84V82L212 83H207L206 84V86L208 85ZM20 85H22V82L20 83ZM20 85H18V86H20ZM28 85H33V84H28ZM38 85V84H37ZM51 85V84H50ZM54 85V84H53ZM60 85V84H59ZM70 85V84H69ZM96 85H99V83H96ZM104 85V84H103ZM111 85V84H110ZM122 85V84H121ZM152 85V84H151ZM151 85H149V86H151ZM164 85H166V84H164ZM180 84L178 83V86H179ZM183 86H185L184 85V83L182 84ZM191 85V84H190ZM216 85L217 86H219V85H222V84H217L216 83ZM227 85V84H226ZM6 86V85H5ZM8 86H10L9 84H8ZM7 86V87H8ZM14 86H15V84H14ZM40 86H43V85H40ZM45 86H46V84H45ZM52 86V85H51ZM56 86H57V84H56ZM62 86V85H61ZM66 86V85H65ZM71 86V85H70ZM101 86H102V84H101ZM117 86V85H116ZM123 86V85H122ZM155 86V85H154ZM168 86V85H167ZM175 86H176V84H175ZM188 86V85H187ZM209 86V85H208ZM229 86V85H228ZM15 87H17V86H15ZM49 87V86H48ZM79 88H81L82 89V87H80V85L78 86ZM85 87V86H84ZM83 87V88H84ZM88 87V86H87ZM90 87V86H89ZM134 87H136V86H134ZM148 87V86H147ZM160 87V86H159ZM170 87V86H169ZM168 87V88H169ZM182 87V86H181ZM212 87V86H211ZM210 87V88H211ZM215 87V86H214ZM223 87H225V85L223 86ZM18 88V87H17ZM30 88V87H29ZM47 88V87H46ZM51 88V87H50ZM91 88V87H90ZM95 88V87H94ZM98 89H100L99 87H97ZM96 88V89H97ZM111 88V87H110ZM116 88V87H115ZM119 88H121V87H119ZM118 87L116 88V89H118V90H120ZM128 88L129 87H125V88H123V89H121L120 91H118V90H113V91H109V90H106V91H108V92H104L103 94L100 92V94H102V95H104L105 97H102V98H100V104H98L99 102H98V100H97V102L98 103H95L96 105H99L100 106V109L102 110V111H99V113L100 112H104V114H106L105 116H106V118L108 119H110V117L112 118H114V116H109V114H110V112L109 111H111V109H115V108H117V107H120L121 106V103H125V102H123V100H125L124 98H122L123 96H124V94L126 93L127 94V92H128ZM141 88V87H140ZM139 88V89H140ZM156 88V87H155ZM154 88V89H155ZM167 88V87H166ZM171 88V87H170ZM177 88V87H176ZM185 88H186V86H185ZM205 88H207V87H205ZM213 88V87H212ZM211 88V89H212ZM216 88V87H215ZM214 88V89H215ZM221 88V87H220ZM226 88V91L225 92H227V91H229V90H227L229 87H225ZM33 89V88H32ZM48 89V88H47ZM59 89V88H58ZM67 89V88H66ZM79 90V92L81 91V92H83V89L82 90ZM86 89V88H85ZM88 89V88H87ZM95 89V90H96ZM105 89H107V88H105ZM135 89H137V88H135ZM150 88H148V90H149ZM172 89H173V87H172ZM178 89V88H177ZM176 89V90H177ZM182 89V88H181ZM181 89H179V90H181ZM184 89V88H183ZM187 89V88H186ZM217 89V88H216ZM216 89L214 90V91H216ZM23 90V89H22ZM22 90L21 91H19V92H21L22 93ZM31 90V89H30ZM75 90H76V88H75ZM74 89L72 90V91H75ZM138 90V89H137ZM150 90H152V89H150ZM157 90V89H156ZM155 90V91H156ZM170 90V89H169ZM175 90V91H176ZM179 90H178V92H179ZM219 90V89H218ZM223 90H224V88H223ZM5 91H6V93H7V91L8 90H6V88H5ZM24 91V90H23ZM38 91V90H37ZM39 91H40V89H39ZM46 91V90H45ZM45 91H44V93H45ZM50 91H52V90H50ZM54 91V90H53ZM90 91V90H89ZM130 91V90H129ZM131 91H133V90H131ZM136 91V90H135ZM163 91H167V90H165V88H164V90ZM173 91V90H172ZM183 91H185V90H183ZM231 91H229V92H231ZM15 92V91H14ZM55 92V91H54ZM71 92V91H70ZM76 92V91H75ZM78 92V91H77ZM80 92V93H81ZM93 92V91H92ZM96 92H97V90H96ZM141 92V91H140ZM152 92V94H150V96L149 97H151V95H153V91H151ZM158 92V91H157ZM169 92V91H168ZM212 92V91H211ZM210 92V93H211ZM217 93H218V91H216ZM225 92H221V91H219V93H221V94H225ZM16 93V92H15ZM15 93H14V96H15ZM25 93V92H24ZM41 93V92H40ZM52 93V92H51ZM56 93V92H55ZM72 93V92H71ZM74 93V92H73ZM91 93V92H90ZM149 93H150V91H149ZM162 93V92H161ZM160 93V95L162 96L163 95V93L161 94ZM170 93V92H169ZM169 93H167V95L169 94ZM177 93V92H176ZM182 93V92H181ZM218 93V94H219ZM5 94V93H4ZM8 94V93H7ZM10 94V93H9ZM12 94V93H11ZM10 94V95H11ZM18 94V93H17ZM27 94H29V93H27ZM31 94V93H30ZM36 95L35 96H37V94L38 93H35ZM43 94V93H42ZM79 94V93H78ZM82 94V93H81ZM85 94H86V91H85ZM97 94H98V92H97ZM125 94V95H126ZM137 94V93H136ZM140 94V93H139ZM159 94V93H158ZM164 94H165V92H164ZM213 94V93H212ZM20 95H23V94H20ZM34 95V94H33ZM41 95V94H40ZM51 95V94H50ZM49 95V96H50ZM56 95H57V93H56ZM67 95V94H66ZM76 95V94H75ZM94 95V94H93ZM99 95V94H98ZM134 95H135V92H134ZM133 95V96H134ZM142 95V94H141ZM145 95V94H144ZM181 95V94H180ZM185 95H186V92H185ZM229 95V96H230ZM11 96H13V95H11ZM26 96V95H25ZM29 95H27L26 97H28ZM59 96V95H58ZM61 96H63V94L61 95ZM60 96V97H61ZM68 96V95H67ZM72 96V95H71ZM100 96V95H99ZM126 96H129V95H126ZM125 96V97H126ZM132 96V95H131ZM132 96V97H133ZM143 96V95H142ZM166 96V95H165ZM170 97H171V95H169ZM214 96V95H213ZM224 96V95H223ZM3 97V96H2ZM8 97V96H7ZM10 97V96H9ZM17 97V96H16ZM20 97V96H19ZM24 97V96H23ZM45 97V96H44ZM53 97V96H52ZM82 97H84L83 95H82ZM81 97V98H82ZM109 97H111L112 99H113V101H112V104L109 106V107H106V104H107V102H105L106 100L108 101V103H109V101H110V99H109ZM154 97V96H153ZM156 97V96H155ZM154 97V98H155ZM163 97V96H162ZM175 97V96H174ZM178 97V96H177ZM217 97H219V96H217ZM228 97V96H227ZM227 97H225L224 99L225 100H228V98ZM4 98V97H3ZM21 98V97H20ZM32 98V97H31ZM35 98V97H34ZM62 98V97H61ZM68 98V97H67ZM89 98H91V97H89ZM93 98V97H92ZM128 98V97H127ZM131 98V97H130ZM134 98V97H133ZM135 98H136V95H135ZM145 98V96H143V99ZM153 98V99H154ZM157 98V97H156ZM210 98H211V96H210ZM223 98V97H222ZM221 98V99H222ZM7 99V98H6ZM24 99V98H23ZM23 99L21 100L22 102H23ZM51 99V98H50ZM53 99H55V98H53ZM98 99V98H97ZM109 99V100H108ZM111 99V100H112ZM146 99V98H145ZM150 99H152V97L151 98H148L147 99V101L148 100H150ZM159 99V98H158ZM157 99V100H158ZM175 99V98H174ZM186 99V98H185ZM255 99V100H254ZM9 100H11V99H9ZM26 100V99H25ZM36 100V99H35ZM41 100V102H42V99H40ZM62 100V99H61ZM82 101H83V99H81ZM87 100V99H86ZM90 100V99H89ZM105 100V101H104ZM130 101H131V99H129ZM132 100H134V99H132ZM156 100V101H157ZM164 100V98L162 99V101ZM1 102H2V100H0ZM7 101V100H6ZM17 101V100H16ZM34 101V100H33ZM32 101V102H33ZM37 101V100H36ZM39 101V100H38ZM67 101V100H66ZM78 101H79V99H78ZM77 101V102H78ZM81 101V102H82ZM96 101V100H95ZM126 101H127V99H126ZM170 101V100H169ZM177 100H175V102H176ZM182 101V100H181ZM213 101V100H212ZM229 101V100H228ZM8 102V101H7ZM19 102V101H18ZM25 102V101H24ZM70 102V101H69ZM80 102V101H79ZM90 102H92V100L90 101ZM128 102V101H127ZM126 102V103H127ZM155 102V101H154ZM174 102V101H173ZM174 102V103H175ZM178 102V101H177ZM183 102V101H182ZM210 102H211V99H210ZM209 102V103H210ZM215 102V101H214ZM216 102H217V100H216ZM219 102H220V100H219ZM229 102V103H230ZM238 104H237V103ZM252 102V103H251ZM26 103V102H25ZM28 103V102H27ZM35 102H33V104H34ZM43 103V102H42ZM49 103V102H48ZM75 103V102H74ZM84 104H85V102H83ZM87 103V102H86ZM89 103V102H88ZM88 103H87V105H88ZM106 103V104H105ZM111 103V102H110ZM159 103V102H158ZM213 103V102H212ZM3 105V106H0V108L2 109V108H4V105L5 104H3V103H0V105ZM23 103H21V105H22ZM36 104V103H35ZM43 104H46V102H44ZM53 104V103H52ZM51 104V105H52ZM63 104V103H62ZM70 104V103H69ZM95 104H93V105H95ZM164 104H165V102H164ZM163 104V105H164ZM166 104H168L167 102H166ZM179 104H181V102L179 103ZM184 104V103H183ZM208 104V103H207ZM219 104V103H218ZM221 104H222V102H221ZM234 104V105H235ZM20 105V104H19ZM56 105V104H55ZM65 105H67V104H65ZM74 105V104H73ZM83 105V104H82ZM86 105V104H85ZM86 105V106H87ZM90 105V104H89ZM92 105V104H91ZM126 105V104H125ZM124 105V106H125ZM127 105H131V104H127ZM160 105V104H159ZM211 105H213V104H211ZM217 105V104H216ZM223 105V104H222ZM221 105V106H222ZM235 105V106H236ZM14 106V108H16V106L15 105H13ZM13 106H12V109H14L13 108ZM24 106V105H23ZM30 106V105H29ZM46 106V109H48L47 108V106H49V105H45ZM45 106H43V108H45ZM69 106V105H68ZM129 106H127V108H129ZM148 106V107H147ZM157 106V105H156ZM154 106V108L156 109H159V107L157 106ZM172 106L173 105H171V109H172V111L174 110L175 111V109H176V105L174 106V108L175 109H173L172 108ZM180 106V105H179ZM184 106V105H183ZM208 106V105H207ZM221 106H219V108L221 109ZM224 106H225V108H226V104H224ZM242 106V105H241ZM214 107H215V104H214ZM21 108H22V106H21ZM24 108H25V106H24ZM41 108H42V105H41ZM52 108H53V106H52ZM51 108V109H52ZM62 108H63V106H62ZM79 108H80V106H79ZM96 108H97V106H96ZM95 108V109H96ZM164 108V106H162V109ZM165 108H167V105H165ZM169 108H170V106H169ZM169 108H167L165 111L166 112H169L170 111V109ZM219 108L217 107L216 109L217 110H215V112H214V114L216 115V111H218L219 112V114H222V113H220L221 111H219ZM228 108L229 109H226V110H231L232 108H233V104H232V108H231V105L229 106V104H228ZM231 108V109H230ZM26 109V108H25ZM40 109V108H39ZM75 109H76V106H75ZM82 109V108H81ZM85 109V108H84ZM83 109V110H84ZM135 109V108H134ZM154 109V110H155ZM168 109H169V111H168ZM191 109V108H190ZM190 109H187V110H190ZM195 109V108H194ZM200 109V110H201ZM208 109V108H207ZM209 109H211V108H209ZM222 109H223V106H222ZM221 109V110H222ZM240 109V108H239ZM242 110L244 109L243 108V106H242V108H241ZM28 110H30V109H28ZM27 110V111H28ZM32 110H34V109H32ZM90 110V109H89ZM153 110V109H152ZM151 110V111H152ZM161 110V109H160ZM159 110V111H160ZM192 110L193 109H191L190 111L192 112ZM212 110H214L213 108L211 109V111ZM226 110H225V112L224 113H226ZM236 110V109H235ZM245 110V111H246ZM15 111V110H14ZM13 111V112H14ZM26 111V112H27ZM96 111V110H95ZM162 111V110H161ZM180 111V110H179ZM184 111V110H183ZM204 111H207V110H205L204 109ZM223 111V110H222ZM232 111H234V110H232ZM238 111V110H237ZM237 111H234L233 113L235 114V112L237 113ZM2 112V111H1ZM0 112V113H1ZM10 112V111H9ZM8 112V113H9ZM39 112H41V111H39L38 110V112L37 113H39ZM46 112V111H45ZM71 112V111H70ZM93 112V114H90L89 112H88V110H86V114L88 113V114H90V115H92V116H90V117H92V119H90V120H93V122H95L94 121V119H93V117H94V115L95 114H97V113H94V111H92ZM96 112H98V111H96ZM121 112V111H120ZM119 112V113H120ZM135 112H136V109H135ZM158 111H156V113H157ZM177 112H178V109H177ZM187 111H185L184 113H186ZM196 112V111H195ZM213 112V111H212ZM240 112H244V111H240ZM249 112V113H248ZM7 113V114H8ZM15 113V112H14ZM36 113V112H35ZM43 113V112H42ZM64 113H65V111H64ZM109 113V114H108ZM134 113V112H133ZM170 113H171V111H170ZM173 113V112H172ZM171 113V114H172ZM180 114H181V112H179ZM207 113H208V111H207ZM232 113V114H233ZM238 113H239V111H238ZM246 113V112H245ZM10 114H11V112H10ZM15 114H17V113H15ZM20 114V113H19ZM18 114V115H19ZM32 114H34V113H32ZM40 114V113H39ZM49 114H50V112H49ZM73 114V113H72ZM81 114V113H80ZM101 114V113H100ZM104 114H102V115H104ZM107 114H108V116H107ZM112 114V113H111ZM115 114H117V112L115 113ZM155 113H154V111H153V116L155 117V116H157L156 114L154 115ZM171 114H170V116H171ZM188 114H189V112H188ZM201 114V113H200ZM213 114V115H214ZM218 114V115H219ZM227 114H228V111H227ZM231 114V113H230ZM1 115V114H0ZM14 115V114H13ZM23 115V114H22ZM26 115V114H25ZM25 115H23V116H25ZM30 116H31V114H29ZM35 115V114H34ZM43 115V114H42ZM57 115H60V114H57ZM63 115H65V114H63ZM114 115V114H113ZM119 115V114H118ZM118 115H116V117L118 116ZM159 115L161 116V113H159ZM179 114H177V116H178ZM192 115V114H191ZM190 114H189V116H191ZM195 115H196V113H195ZM208 115H209V113H208ZM213 116V117H218V116ZM225 115V114H224ZM16 116V115H15ZM29 116V117H30ZM47 116H48V114H47ZM50 116V115H49ZM54 116H56V115H54ZM70 116V115H69ZM74 116V115H73ZM89 116V115H88ZM136 116V117H135ZM163 116H165V115H163ZM167 117H168V115H166ZM175 116V115H174ZM185 116V115H184ZM194 116V115H193ZM192 116V117H193ZM199 116V115H198ZM198 116H196V120L198 119ZM220 116V115H219ZM222 116H223V114H222ZM240 116H241V114H240ZM254 116V115H253ZM34 117V116H33ZM35 117H37V116H35ZM53 117V116H52ZM59 117V116H58ZM86 117H87V115H86ZM85 117V118H86ZM119 117V116H118ZM118 117L117 118H115L116 119V121H118ZM150 117H151V115H150ZM158 117V116H157ZM179 117V116H178ZM182 117H183V115H182ZM182 117H180V119L182 118ZM188 117V116H187ZM195 117V116H194ZM203 117V116H202ZM206 117V116H205ZM233 117H236V118H238L236 115L234 116L233 115ZM232 117V119H234ZM5 118V117H4ZM4 118H1V120H4ZM8 118V117H7ZM12 118H16V117H13L12 116ZM19 117H17V119H18ZM31 118V117H30ZM38 118V117H37ZM43 118H44V116H43ZM97 117H95V119H96ZM100 118H102V117H100ZM120 119H119V121L121 120V117H119ZM132 118V119H131ZM147 118H149V120L147 119ZM185 118V117H184ZM200 118V117H199ZM204 118V117H203ZM207 119H208V117H206ZM206 118H204L205 120H207ZM219 118V117H218ZM223 118V120L222 121H224V120H226L227 118H226V116H225V119H224V117H222ZM222 118H220V119H222ZM255 118V117H254ZM17 119H15V120H17ZM20 119V118H19ZM24 119V118H23ZM39 119V118H38ZM56 119H57V117H56ZM75 119H78V118H75ZM109 119H108V121H109ZM115 119L113 120L114 122H113V124H114V126H116L115 124H116V122H115ZM123 119V118H122ZM162 119H164L163 117H162ZM167 119H169V118H167ZM180 119H178V120H180ZM186 119V118H185ZM188 119L189 120H184L183 118L181 119V121L182 120H184V121H187L188 123H191V121H193V120H191V119H194V118H190V117H188ZM203 119V120H204ZM216 119V118H215ZM214 119V120H215ZM228 119H231V118H228ZM239 119V120H240ZM0 120V121H1ZM7 120V119H6ZM26 120V119H25ZM35 120V119H34ZM42 120H44V119H42ZM85 120V119H84ZM154 120V122L155 123H157V124H159V123H164V122H162V121H164V120H162L161 121V119H159V118H154L153 119ZM191 120V121H190ZM196 120L194 121V122H192V123H195L196 122ZM202 120V119H201ZM202 120V121H203ZM204 120V121H205ZM210 120H211V118H210ZM235 120V119H234ZM233 120V121H234ZM251 120V121H250ZM5 121V120H4ZM23 122H24V120H22ZM32 121V120H31ZM79 121H80V119H79ZM86 121V120H85ZM107 121V122H108ZM165 121H166V118H165ZM177 121V120H176ZM181 121H180V123H181ZM199 121V122H198ZM198 121H197V124L201 127V126H203V123H206V122H201L199 119H198ZM229 121V120H228ZM235 121H237L238 122V119H236ZM234 121V122H235ZM254 121H256L255 123H253ZM2 122V121H1ZM8 122V121H7ZM11 122V120L9 121V123ZM45 122V121H44ZM43 122V123H44ZM48 122H51V121H48ZM76 122V121H75ZM112 122V121H111ZM121 123H122V120L120 121ZM168 122V120L166 121V123ZM178 122V121H177ZM176 122V123H177ZM227 121H224V123H226ZM236 122V123H237ZM239 122H241V121H239ZM28 123H30V121L28 122ZM28 123H26V124H28ZM39 123V122H38ZM73 123V122H72ZM99 123V124H100ZM118 123V122H117ZM120 123V124H121ZM150 123V122H149ZM202 123V124H201ZM228 123H230V122H228ZM256 123H258L257 125H256ZM32 125H33V123H31ZM39 124H42V122L41 123H39ZM45 124H47V123H45ZM51 124H53V123H51ZM50 124V125H51ZM70 124V123H69ZM78 124V123H77ZM82 124V123H81ZM91 124V123H90ZM90 124H88V125H90ZM119 124V123H118ZM117 124V125H118ZM154 124V123H153ZM157 124H156V126H157ZM178 124H179V122H178ZM241 124V123H240ZM249 124L247 125L246 123H245V125L244 126H249ZM14 125V126H15ZM23 125H25L24 123H23ZM38 125V124H37ZM36 125V126H37ZM48 125V124H47ZM49 125V126H50ZM75 125V124H74ZM110 125V124H109ZM165 125V126H166ZM181 125V124H180ZM195 125V124H194ZM239 124H237V126H238ZM253 125H251L250 126V128H246V127H244L243 126V124H242V126L245 128V129H251V131H252V126ZM5 126V125H4ZM22 126V125H21ZM26 126V125H25ZM77 126V125H76ZM78 126H81V125H78ZM170 126V125H169ZM169 126H167V127H169ZM172 127H174L173 125H171ZM171 126H170V128H171ZM185 126V127H186ZM205 126H208V124L206 123L205 124ZM205 126H203V128L206 130V128H205ZM216 126V125H215ZM236 126V125H235ZM6 127H8V126H6ZM10 127H11V129L13 128L12 127V125L11 126H9L7 129L9 130L10 129ZM27 127V126H26ZM33 127V126H32ZM35 127V126H34ZM69 127V126H68ZM110 127V126H109ZM151 127V128H150ZM175 127V128H176ZM181 127V126H180ZM196 127V126H195ZM238 127H241V126H238ZM28 128V127H27ZM38 128V127H37ZM57 128V127H56ZM97 128V129H98ZM116 128H120V126L119 127H116ZM169 128V129H170ZM231 128H233V130L235 129L234 127H231ZM237 128V127H236ZM244 128H242L241 127V131H242V129H243V131H244ZM253 128H255V127H253ZM49 130L51 129V128H48ZM52 129H53V127H52ZM172 129V128H171ZM185 129V128H184ZM197 129H195V130H197ZM37 130V131H38ZM45 130V129H44ZM67 130V129H66ZM73 130V129H72ZM93 130V131H94ZM122 130V128L120 129V131ZM153 130V131H152ZM191 130V129H190ZM208 130V129H207ZM215 130V131H214ZM233 130H231V131H233ZM237 130V129H236ZM6 130H4V132H5ZM52 131V130H51ZM63 131H64V129H63ZM63 131H60V132H63ZM89 131H92V130H89ZM119 130H118V133H121ZM220 131L222 132V134L223 135H229V136H227V138L229 137V138H232L231 140L230 139H228L227 140V138H225L222 134L220 135L219 133H220ZM235 131V130H234ZM248 131H250V130H248ZM248 131L246 130V131H244V133L245 132H247L248 133ZM10 132H8V133H10ZM188 132H190V131H188ZM235 132H237L238 133V135H239V131L237 130V131H235ZM254 132H257V130L256 131H254ZM50 133V132H49ZM123 133V132H122ZM205 135H208V134H206V133H209L210 135L211 134H216V135H214L213 134V136L211 135V137H213V138H215V137H217L218 135H220L218 138H216V139H213L212 141H210V139H212V138H210V139H208V137H207V139H205V138H203V136H204V134ZM244 133H242V134H244ZM2 134H4V135H2ZM256 135H257V133H255ZM7 135V136H8ZM48 135V134H47ZM65 135V134H64ZM198 135V136H197ZM237 135V136H238ZM240 135H241V133H240ZM253 135V134H252ZM6 136V137H7ZM209 136V135H208ZM242 136V135H241ZM241 136H238L239 138H241L242 139V137ZM245 136H249V135H247L246 133H245ZM257 136V137H258ZM52 137V138H53ZM70 137H72V139H74V141L73 140H71V141H73L72 143H75V144H71L70 143V141H69V138ZM205 137V136H204ZM224 137V139L225 140H223V143L226 145V147L228 146V149L226 150L225 149V146H222V145H224V144H221L220 142H218V140H222V138ZM244 137V136H243ZM250 137L252 138V140H254L253 139V137L250 135ZM254 138H255V136H254ZM40 140V141H39ZM146 140L148 141V143L146 142ZM215 140H216V142H215ZM220 140V141H221ZM230 140V141H229ZM243 140V139H242ZM245 140V139H244ZM243 140V141H244ZM256 140H257V138H256ZM26 141V140H25ZM28 141V140H27ZM64 141V142H63ZM67 141H69V142H67ZM149 141H150V143H149ZM231 142L232 141V143H233V141H234V144H232L231 143V145H235L236 144V142H237V145H235V146H231V145H227V143L226 142ZM238 141H241V140H238ZM243 141H241V142H243ZM249 141H250V138H249ZM255 141V140H254ZM218 142V143H217ZM248 142V141H247ZM251 142H253V141H251ZM258 142H257V145H258ZM62 143V144H61ZM64 143V144H63ZM70 143V144H69ZM141 143H147V145L146 144H142L144 147H146V149H143L144 147H142L141 146ZM245 143V142H244ZM243 143V144H244ZM249 143V142H248ZM247 143V144H248ZM67 144V145H66ZM148 144H149V146H151V148H152V152H150V154H153L152 155V157L149 159V160H147V159H145V157H144V155H143V151L145 152L146 150H148L147 148H149V146H148ZM242 143H241V145H243ZM247 144H245V145H247ZM249 144H251V143H249ZM254 143H252L251 145L252 146H254L253 145ZM63 145V146H62ZM64 145H66V146H64ZM69 145V146H68ZM219 145H221V147L219 146ZM41 146V145H40ZM70 146L71 147H73L74 146V148H72V150H73V152H72V154L70 155V157L69 158H67V156H65V155H68L69 153H67L68 151H66L65 152V150H66V148H70ZM180 146H191V147H197V148H199V149H201V150H203L205 153H207L208 155H210L215 161H216V163L218 164V166L220 167V170H221V174H222V177H223V188H224V194H223V196L224 197H222V198H224V202H225V205L223 204V206H224V208L223 209H219V210H223V211H226L225 213V215H224V213L222 214V215H224L225 217H224V219H221L220 221H221V224H222V220H224V225H221L220 223L218 224V222H216V220H215V224H216V226H217V224H218V227H220L221 226V228H222V226L225 228H222L221 230H219L220 228H218V230H219V233H220V235H221V237H223V238H221L220 239V242H221V244L219 243V241H218V235L217 234H219L218 233V231H217V233H216V229L217 228H215V227H213V223H211V221L209 222V223H206L207 221L206 220H204V221H196V222H194V223H184L183 221L182 222H176V221H172V220H170V219H168L166 216H164L161 212H159V210L153 205V203L150 201V199H149V196H148V192H147V186H148V177H149V173H150V170H151V168H152V166L154 165V163L157 161V159L161 156V155H163L165 152H167V151H169V150H171V149H174V148H177V147H180ZM231 146V147H230ZM248 146V145H247ZM246 146V147H247ZM222 147H223V149H222ZM241 148H242V146H240ZM240 147H238L237 149L239 150L238 152H237V150H236V155L237 154H239L240 152H243V151H241L242 149H240ZM249 147V146H248ZM256 147V146H255ZM68 148V149H69ZM151 148H149V149H151ZM230 148V149H229ZM236 148V147H235ZM235 148H233V149H235ZM65 149V150H64ZM248 148H246L245 150H247ZM252 149V151L254 150L253 148H251ZM256 149V148H255ZM221 150V151H220ZM229 151V152H226V151ZM230 150H232V152H230ZM249 150V149H248ZM69 151H71V150H69ZM151 151V150H150ZM222 151H225V153H221ZM247 153H248V151H246ZM251 152V151H250ZM65 153H67V154H65ZM229 153V154H228ZM231 153V154H230ZM246 153V154H247ZM148 154V153H147ZM227 154H228V156H227ZM235 154V153H234ZM243 154V153H242ZM242 154H240V158H241V155ZM245 154V153H244ZM253 155V153L251 154V158L253 157L252 156ZM54 156V157H55ZM239 156V155H238ZM248 154H247V158H248ZM227 157V158H226ZM237 157V156H236ZM236 157L234 156V160L235 161H238L239 159H237L236 160ZM228 158H230L229 160H228ZM246 158V159H247ZM249 159V158H248ZM233 160V161H234ZM241 160H242V158H241ZM231 163L233 164V166H231ZM241 169V171H243V172H247L246 174H242V173H239V172H237V171H239ZM242 169H244V170H242ZM223 201V200H222ZM223 203V202H222ZM221 203V204H222ZM220 205V204H219ZM222 207V206H221ZM61 210V211H60ZM59 211V212H58ZM64 211H67V208H66V210H64ZM141 212V211H140ZM222 212V211H221ZM57 213V214H56ZM59 213H60V216H59ZM138 213V212H137ZM217 213H220V211H218ZM55 214H56V216H55ZM143 214V213H142ZM141 214V215H142ZM153 214V213H152ZM216 214V213H215ZM220 214V215H221ZM72 215H70V219H71V217H72ZM221 215V216H222ZM73 216V217H74ZM136 216V215H135ZM139 216V215H138ZM143 216H144V214H143ZM142 216V217H143ZM216 216V215H215ZM217 217V216H216ZM134 218V217H133ZM133 218H131V219H133ZM140 218V217H139ZM146 218V217H145ZM213 218V217H212ZM221 218V217H220ZM65 219H67V218H65ZM142 219V218H141ZM214 219H216V218H214ZM217 219L219 220V218L217 217ZM225 219H228L227 221L225 220ZM68 220V219H67ZM136 220V219H135ZM148 220V219H147ZM59 221H58V224H59ZM61 221V222H62ZM130 221V220H129ZM186 221V220H185ZM67 222H69V221H66L65 223H67ZM140 222V221H139ZM55 224L57 223V221H55L54 222ZM70 223H68V225L70 224ZM54 224V225H55ZM136 224V223H135ZM144 224V223H143ZM142 224V225H143ZM59 225H61V223L59 224ZM68 225L67 226H65V227H68ZM142 225H140V226H142ZM220 225V226H219ZM58 226V225H57ZM144 226V225H143ZM226 226L228 227H230L229 229L228 228H226ZM65 227H64V229H65ZM62 228V227H61ZM60 229V228H59ZM63 229V230H64ZM69 229V228H68ZM67 229V230H68ZM58 230V229H57ZM223 230V232H220V231H222ZM228 230V231H227ZM65 231H66V229H65ZM64 231V232H65ZM226 231V232H225ZM137 232V231H136ZM140 232V231H139ZM213 232H215V233H213ZM225 232V233H224ZM227 232H231L232 234H234V238H232L231 237V235H229ZM223 235H222V234ZM224 234H226V235H224ZM63 235V234H62ZM228 235V236H227ZM224 236H226V237H224ZM220 237V236H219ZM227 237H231L230 239L229 238H227ZM228 239V241H227V243H223V242H225L227 239ZM226 239V240H225ZM233 239H234V241H233ZM224 240V241H223ZM229 240H231V242H229ZM223 241V242H222ZM228 242L229 243H231L232 244V246H230V244L229 245H227L228 244ZM64 243V242H63ZM36 244H39V246L38 245H36ZM224 244V245H223ZM219 245H222V247L224 248L225 247V249H229V247L228 246H230L231 248L229 249V255H228V253H227V251L225 250V249H221L220 247H219ZM226 245H227V247H226ZM67 250V249H66ZM231 250V251H230ZM66 253V252H65ZM227 254L226 256H225V254ZM57 254V253H56ZM103 255H104V257H103ZM57 256V255H56ZM106 257H108V261L107 262H104L103 261V259H105ZM57 259V258H56ZM65 260V259H64Z\"/></svg>","mask_w":264,"mask_h":264},{"label":"rangeland","instance_id":"rangeland-1","mask_svg":"<svg viewBox=\"0 0 264 264\" xmlns=\"http://www.w3.org/2000/svg\"><path fill=\"white\" fill-rule=\"evenodd\" d=\"M0 1H2V0H0ZM11 1V2H10ZM14 2V0H7V1H5V0H3V3H1V5H0V11H1V15H3V18H2V16L0 17V19H2V20H0V22H1V24H0V38L2 37V35H3V39H4V37H5V39H6V37H7V39L6 40H3L5 43H4V45L2 46V48H4V47H6L5 49H7V50H4L3 49V51L5 52H3L4 53V58H5V60L6 61H4V65H3V70L1 71L0 70V73H2L3 72V74L4 75H2V77H1V74H0V79H2L1 80V83H0V100H2V102L0 101V103H3V104H5L4 105V108H0V120H1V118H4V120H1L0 121V130L2 129H4V130H6L5 132H4V130H3V132L2 133H4V134H10L11 135V132H12V135H16L15 134V131H13L14 129H15V127L17 128V126L18 125H20V124H18L17 122H20L21 123V125L19 126V128L17 129V131H19V129H21V127H22V129H34L33 131H36V132H39L40 130H42V128H43V126H44V128H43V131H41V132H39L40 134L42 133L43 135L45 134L46 136H47V138H49V139H52L55 143H57V142H61V140H63V139H65V138H61L58 134L60 133V135H62V136H66L68 133V137L71 135V136H74V135H76V133L75 134H73L75 131H79L78 129H80V128H82V129H80L81 131H85L86 132V129L90 126L91 127V129L89 128V130H92V131H89L88 129H87V131L88 132H86V133H94V132H96V130L98 131V130H100V129H103L104 128V130L106 129V127L108 126V128H107V130L106 131H108V129H109V131L108 132H111L110 131V128H112L111 130H112V132L113 131H117V134H124V132H125V129H123V127L124 128H126V125H128V123H126V121H125V124H123V120H125L126 118H125V116H127V115H125V116H121L122 114L124 115V114H128V113H131L130 115L128 114V116L127 117H130V116H133V114H136V115H138V117H142V116H140V114L142 113V111L141 110H139V106L138 105H140L141 103L142 104H150V105H152V106H150V114H149V118H151V120H149V118H147L149 121H147L148 122V125H147V123H145V125H146V128L147 129H149V126L151 125H154V126H152V127H156V129L155 128H151V129H153L154 131L155 130H157L158 129V132H160L159 130V127L161 128V129H163V130H165L166 128L168 129V131H173L174 132V134H175V130L177 131L178 129H177V127H179V129L180 128H182L183 127V124H185L184 125V128L182 129V130H185V131H179V132H181V133H185L186 131H187V127L191 124V128L189 127L188 129V131H190V132H188L187 131V134L188 133H190V134H192L193 133V131H194V133H195V135H196V133L198 132V130L199 129H201V130H199L200 132H198V135H200L201 134V131L203 130L204 132L205 131H208V132H212V131H210L211 129H213V128H215V127H217V130L215 131V132H219L218 131V128L220 129V124H218V123H222V124H227V125H232L231 123L233 122V126H231V127H234L235 129V131H239V135H238V133L237 132H235L234 130H233V128H231L230 126H227V125H225V126H223V129H220L221 131L223 130V131H225V127H226V129H229L228 131L226 130V132H224L223 134H229V133H231V134H233V138H234V133H236L238 136H241L242 137V139L244 140H242L241 138H239L237 135H236V138L234 139V141L236 140L237 142H239L240 143V145L238 144V147H240V146H242V148L240 147V149H242L241 151H243V152H240L239 154H237L236 155V153L239 151L237 148V146H235V145H237V142H236V144L235 145H231V143H232V141L231 142H226L227 143V145H231V146H235V147H232V150H233V152H232V150H230V152H232L233 154L232 155H234L235 157H236V160L237 159H239L240 158V154H242L241 155V158H242V160H241V158L238 160V161H235L234 159V156L232 157V159L230 160V161H232V163L234 164V165H238V163H241V161H243L244 159H245V161H247L248 162V160L250 161V162H252L253 161V159L255 158V156H256V154H254V153H256V150H258L259 148H260V144L261 143H259L258 141H259V136H260V132H259V129H258V126H255V125H253L251 122H250V124H249V122H245V120H248L249 121V119L250 118H252V121H253V119L255 120L256 119V117H257V112L255 111L256 110V106H255V108H254V105H253V103L254 102H256V101H253V103L251 104V109H252V113H249L250 115H252V116H249L248 114H247V111L249 110V109H247L246 110V106H247V108H248V104H246V105H244L245 103H242L241 102V104H239L240 106H238V105H236L234 102L235 101H233V102H230V100L232 101L233 99H231L232 97H231V93H233L234 91L232 90L231 91V89H232V87L230 86V84H232V86H235V84H234V80H232V82L233 83H230V81L229 80H225V79H223L222 80V78L220 77V75H218L219 77H216L217 76V74L216 75H213V74H215V72L214 73H212V76H210V78H211V80H210V78L208 77V79H207V83L209 82V83H212L213 82V84L215 83V87L217 88H215L212 84H211V86L213 87H211L210 86V84H208L207 86H206V82H205V85L203 84V86H204V90H209L208 92V96H209V98H208V104L207 103H204V105H202L203 106V108L205 109V110H207L208 111V113H209V115H208V113H207V111H204V109H197V108H199V107H197L195 104H191V103H189V106H187L186 105V101L188 100V95L187 94H189L188 92H189V90L191 89V87L193 88V87H195V82H191V80L192 81H195V76H191V74L189 73L190 72V69H192V67H189L190 65L189 64H187V63H189V59H191V58H189L187 61H186V63H185V60H182V59H184L183 57H184V55H186V51L184 52V51H180L179 49V47H177V45L175 46V45H173V48L175 47V48H179L178 50L181 52V54H182V57H181V55L179 54L180 52H178V50L177 49H173V51H175L176 52V50H177V52L175 53V55H173V53L174 52H171L172 54H171V56L173 57V58H176V54H179V55H177V61H179V63H178V65H177V61L175 60H172V57L170 56V57H167L166 55L168 54V56H169V51L167 52V53H165V52H162V54L163 53H165V58L166 59H164V57H162V54H161V52H159L160 53V57H162V60H160V57L159 56H157V55H159V54H157L156 55V57H154L153 58V60L156 62L157 60H160L159 62L157 61V63L159 64L160 62L164 65H162L163 67H161V68H164V69H161V76H157L155 73V69H154V67H155V65H158V64H156V63H154L153 64V60H152V63H150L151 61H150V59L149 58H141V56H139L138 57V55H142V53L143 52H139L138 53V55L136 54L137 52H138V50H136V49H138V48H140L139 50H141V51H143V49H141V46L143 47V44L141 43V42H144L143 40L141 41V39H144L145 37H147L146 35H149V36H151L152 34H153V32L155 31V29H153L152 27L153 26H151V28H149V29H145V28H143V27H147V26H149L150 24H148V19H150L151 20V17H149V16H147V17H149V18H147V17H144L145 18V22H144V20L143 21H141V22H139V18H137V24H135V26L137 25V27H138V25L140 26V28H142V29H140L139 27L138 28H136V27H134V23L135 22H133V23H131L133 26V28H132V30L134 29L135 30V28L136 29H139V30H142V31H139V30H136L137 31V34L138 33H140V34H138V35H140L139 37H138V35L135 33V34H132V33H134V32H132L131 31V28H129L130 29V32H132V33H129L128 31H123L124 30V27H125V25L123 26V30L121 29V24H120V22H117L118 20H120V21H124L123 23H125L126 24V22H125V20H121V18H123L122 17V15H123V12L121 11V10H124L123 9V7H124V5H122V2H120L119 1V3H116L115 1V3H113L112 1L110 2V1H103V2H99V4H97L96 6H99L98 8H103L102 6H104L105 7V5H106V8L105 9H107L108 11L110 10L109 8L111 7V10L113 11V7L115 8V6L116 5H119V4H121L122 5V9L120 10L119 8V10L118 11H116L115 12V9H114V12H113V14L115 13H117V15H118V18L116 17V19L114 18V20L115 21H112L113 19H111V18H113L112 17V15L113 14H111V16L110 15H108V16H110V18L108 17V22L106 21V15H103V17L105 18V19H102L103 17L101 16V17H99L100 15L99 14H101L102 15V13L103 12H105V10H103V12L101 11V9H96L95 7L96 6H93L94 8V10H95V12L97 11L99 14H97L98 16V18H101L102 20H101V22L103 21V20H105V21H103V25L105 24V27L104 26H102V29H100V31L98 32L97 30L101 27L100 25H102L100 22H98V21H96V20H99L100 21V19H97V18H92V16H94V17H96V13H94V15H93V13H91L92 11H93V9H92V5L91 4H96L95 2H92L91 4H89V2L88 3H85V4H82L81 6H83L84 7V5H85V8H88V6H90L91 7V9H88L87 11H86V9H85V12L83 13V7H81L80 8V6H77V5H75V6H73V12H72V14L74 13L75 14V11L77 10V12H80V11H82V13H81V15L80 14H77V16L75 17L74 16V14L73 15H71V13H67V12H69V10H66L67 12H65L66 13V15L68 14H70L71 16H73V17H71L70 15V17H69V21H71L72 20V25H71V23L70 22H68L67 23V19H68V17L66 18V15L64 16V12L62 11V10H59L58 12L56 11L55 12V9H54V6L53 5H49L50 4V2L47 4L46 2V0H40V1H32L31 2V0H22V1H20V0H15V2L17 1L18 2V4L20 5H18L17 3H14L13 4V2ZM19 1H20V3H19ZM23 1H24V3L26 2V1H29L30 3H29V5L30 4H32L33 2V4L31 5L32 7H30L29 5V7L30 8H32V9H35V11L34 10H32L31 9V11H29V8H26V10H25V7H28L27 6V4L26 3H28V2H26L25 4L23 3ZM41 1H45V2H43V3H45V4H43V7H42V4H40V3H42ZM8 2V3H7ZM10 2V3H9ZM35 2H37L38 4H40V7H38V4L36 5L35 4ZM40 2V3H39ZM104 3V4H103ZM113 3V5H111V4ZM125 3V5L127 4V7H129V9H127L126 7V9L127 10H125L124 11V15L123 16H126L127 14V16L129 17V16H131L129 13H131V12H133L134 13V10L133 11H131L132 9H134V8H131V6L132 7H134L135 6V8H137L135 11L137 12V10L139 9V7L140 6H137V4H135L134 6L132 5V3L130 4L129 2H124ZM8 4V5H7ZM23 4V5H22ZM34 4L38 7L37 8V10H36V8H33V6H34ZM86 4H89V5H86ZM93 4V5H94ZM102 6H101V5ZM114 4H116L115 6H114ZM129 4V5H128ZM134 4V3H133ZM11 5V6H10ZM48 5V6H47ZM131 5V6H130ZM15 6H17V7H15ZM35 6V7H36ZM47 6V7H46ZM52 6H53V8H52ZM3 7H5V8H3ZM11 7V8H10ZM24 8L23 10H25V11H23L22 10V8ZM47 9H46V8ZM50 7V8H49ZM107 7H109V8H107ZM116 7H119V6H116ZM17 8V9H16ZM19 8V9H18ZM43 8V9H42ZM44 8H45V10H44ZM49 8V9H48ZM80 8V9H79ZM121 8V7H120ZM20 9H21V11H23V15H22V12L20 11ZM28 9V10H27ZM51 9V10H50ZM52 9H54V10H52ZM75 9V10H74ZM82 9V10H81ZM131 9V10H130ZM12 10V11H11ZM13 10H14V12H15V14L13 13ZM39 10H42L41 12H42V14L43 13H45V14H43V16L41 15V12H38ZM49 10H50V12L51 11H53L54 13H51L50 15H49ZM90 10V11H89ZM100 10V11H99ZM106 10V11H107ZM5 11V13H3V12ZM17 11H19V12H17ZM28 11L29 12H32L33 13V11H34V13L32 14V17L35 15V18L33 17V19L35 20L36 19V21H33L32 20V17H28ZM37 11V13H35ZM48 11V13H46ZM61 11V13H60V15H59V12ZM89 11V12H88ZM120 11H121V13H120ZM148 11H152V10H148ZM21 12V14H19ZM24 12H25V14H24ZM27 12V13H26ZM94 12V11H93ZM129 12V13H128ZM142 12V11H141ZM150 12H149V14H150ZM38 13H39V15H38ZM57 13V14H56ZM85 13H86V17H82V15L84 14V16H85ZM89 13H91V14H89ZM107 13V12H106ZM112 13V12H111ZM143 13V12H142ZM145 13V12H144ZM152 13V12H151ZM6 14V15H5ZM8 14H12V16H10V15H8ZM19 14V15H18ZM47 14H48V20L51 22V23H48V22H45L44 20H47ZM56 14V15H55ZM104 14V13H103ZM115 14L113 15V16H115ZM148 14V15H149ZM17 16V18H16V16ZM24 15H25V17H24ZM27 15V16H26ZM37 15H38V17L39 18H41V17H43V21L46 23V24H48L47 26L45 25V23H43L42 22V20L40 19H38V17H37ZM45 15H46V17H45ZM52 15H54L52 18L50 17V16H52ZM81 16L80 18L81 19H79L78 17L79 16ZM89 15V16H88ZM90 15H92V16H90ZM116 15V16H117ZM119 15H121L120 17H119ZM137 14H135V16H136ZM11 18H10V17ZM22 16H23V20H20V19H22ZM29 16H31L30 14H29ZM57 16H59L60 18H57ZM62 16H64L65 17V19L67 20H65L64 21V17H62ZM126 16V18H127V20L129 21V18ZM138 16V15H137ZM144 16V15H143ZM150 16H151V14H150ZM154 16V14L152 15V17ZM6 17V18H5ZM28 17V18H27ZM37 17V18H36ZM49 17H50V19H49ZM87 17H90L88 20H87ZM140 17V16H139ZM175 17V16H174ZM16 18V19H15ZM20 18V19H19ZM25 18H27V19H25ZM31 19V21L32 22H35L36 24H35V26L33 25L34 23H32L31 21H30V19ZM46 18V19H45ZM53 18H55L54 20H53ZM75 19L76 18V20L77 21H75L74 22V20L73 19ZM82 18L84 19V23H87V24H85V25H83V22H81L82 23V25H80L81 23H80V21L82 20ZM125 17L123 18V19H126ZM140 18H142V19H144L142 16L140 17ZM12 19V20H11ZM17 19H19V20H17ZM38 19V20H37ZM109 19H111V20H109ZM118 19V20H117ZM131 19V18H130ZM134 19H136L135 17H134ZM142 19H140V20H142ZM147 19V20H146ZM16 21V23H18L19 22V25L17 24H14L13 23V21ZM52 20V21H51ZM56 20L58 21V24H59V26L58 25H56L57 24V22H56ZM60 20V21H59ZM62 20V21H61ZM87 20V21H86ZM117 20V21H116ZM132 20H133V18H132ZM149 20V21H150ZM152 20H154V19H152ZM6 21H7V23H9V25H7V23H6ZM14 21V22H15ZM18 21V22H17ZM22 21V22H21ZM38 21H41L42 22V24L40 23V22H38ZM114 23H112V22ZM131 21V20H130ZM135 21V20H134ZM147 21V22H146ZM179 22L180 21V18H179V16H178V19L176 20L175 19V21H173V22ZM25 22V23H24ZM38 22V23H37ZM53 22H55L56 24H54V26H53ZM60 22H62L64 25H62V27L60 26L61 25V23ZM65 22V23H64ZM79 23V25H80V27H81V29H79V31L76 33V32H74V27L76 28V30H78V28L79 27H77V25H78V23ZM88 22H89V24L91 23V24H93L92 25V27L91 28H87V30L85 29L86 28V25L87 26H89V24H88ZM95 22V23H94ZM132 22V21H131ZM176 22V23H177ZM24 23V24H23ZM28 25H27V24ZM29 23H31V25L29 24ZM70 23V24H69ZM112 23V24H111ZM122 23V24H123ZM13 24V25H12ZM39 24V25H38ZM49 24H50V26H49ZM65 24L67 25V26H65ZM74 24H76V25H74ZM90 24V25H91ZM97 24V25H96ZM112 25V27H115V28H117V26H118V24L120 25L119 27V29H121V31L117 28V30H119L118 32L119 33H111L112 31H109V30H107V28H106V26L108 27V28H110V26L109 25ZM130 23H129V25L128 24H126V26H130L131 25ZM178 24V23H177ZM22 25V26H21ZM30 25V26H29ZM36 25L37 26H39V28H40V26L42 27V28H35L36 27ZM45 25V26H44ZM70 25V26H69ZM6 28H5V27ZM51 28H49V27ZM55 26H57V27H60L59 28V30L60 31H63L64 32V34H62V33H59L60 31L59 30H56V27ZM83 26V27H82ZM98 26H100V27H98ZM8 27H10V28H8ZM12 27H14V29L12 28ZM21 27H22V29H21ZM28 27V28H27ZM29 27H30V29H29ZM43 27L45 28V29H47V30H45V32H44V29H43ZM64 27H66V28H64ZM70 29H69V28ZM85 27V28H84ZM94 27V31H92L93 28ZM98 28V29H95V28ZM104 27V28H103ZM111 27V30H113V28ZM3 30H2V29ZM26 30H24V29ZM34 29V30H31V29ZM50 29V31L52 32V33H50L49 32V29ZM85 29V31H88V32H90V30L92 31L90 34L88 33V32H86V34H89V35H86L84 32V29ZM106 28V29H105ZM114 28V29H115ZM38 29V30H37ZM56 30V31H53V30ZM58 29V28H57ZM69 29V30H68ZM90 29V30H89ZM105 29V30H104ZM4 30H5V32H4ZM12 30H13V32H12ZM19 31V33H16V32H18ZM21 30V31H20ZM30 31V32H28V31ZM35 30H36V32H35ZM42 30V31H41ZM68 30V31H67ZM72 30V32H74V33H76V36H77V34H79V36H77V37H79L78 38V40L76 41V40H72L71 42H69L68 40H70V38L72 37V35H73V33L71 32V34L72 35H68V33H69V31H71ZM75 30V31H76ZM84 32H83V31ZM108 32H107V31ZM117 30H114L113 32H117ZM126 30H127V28H126ZM146 32H145V31ZM16 31V32H15ZM39 31V32H38ZM48 31V32H47ZM80 31H82L81 32V34H80ZM122 31H123V33H122ZM21 32H25L24 33V35H22L23 33H21ZM41 32H42V34H41ZM65 32H66V34H65ZM105 32V33H104ZM110 32V33H109ZM143 32H145V33H147L146 35H144L143 34ZM7 33V34H6ZM12 33H14L13 35H12ZM27 33V34H26ZM53 33H56L57 35H55V34H53ZM83 33V34H82ZM105 35H104V34ZM18 34V35H17ZM20 34L23 36V37H25V35H29V34H31V35H33V37H34V41L35 42H38V41H40V39H41V37H44V38H42V40H43V45H41V46H39V49H37V50H35V51H33L32 50V48H28V47H26V46H24V45H22L20 42H19V40H20V38L22 37H19L20 36ZM39 34L41 35V36H39ZM47 34V35H46ZM59 34H61L60 36H59ZM94 35V37H93V35ZM101 34H103V35H101ZM116 34H118V35H120V37L123 39H120L121 41H120V44H123L122 46L124 47L125 45H127L128 46V44H126L125 43V45H124V41L126 42L127 40V42H131L130 44L131 45H135V48L136 49H134V48H130L131 49V52L128 50V47H127V49H125V50H127V51H129V54H128V56H129V58H131V57H134V55L136 56L137 55V59L138 58H140V59H138V61H141L142 62V60L143 61H145V62H143L142 64H141V62H136V60H135V62H133L134 60L133 59H135V58H131L130 60H131V64H132V62H133V64H135L136 66H137V69H136V66L135 65H133V66H131V64H130V66H129V63L128 62H126L125 60H124V62H123V58H125L126 60L128 59L127 57V54H125V53H128L127 51L125 52V51H123V49H122V47L119 45V43H118V46H119V48H117V45H115V47L116 48H114V49H112L113 51L112 52H110V53H112V54H110V56H111V58L112 57H118V55H119V50L118 49H120V47H121V51L122 52H124V53H121L120 52V54H122L121 55V58H112V59H114V61L113 62H111V61H109L108 62V60H106V58L108 59L110 56H108L109 55V53L107 52V51H109V50H107L108 48H110V47H106L105 45H107L109 42H107V40H105L104 38H106L107 39V37L108 38H112V36H114V35H116ZM125 36H124V35ZM132 34V35H131ZM141 34H143L144 35V38H143V35H141ZM5 35V36H4ZM10 35V36H9ZM12 35V36H11ZM15 35V36H14ZM35 35V36H34ZM67 35V36H66ZM82 35H83V37H82ZM90 35H92V36H90ZM98 35V36H97ZM128 35V36H127ZM130 35V36H129ZM38 36V37H37ZM69 36V37H68ZM74 36V35H73ZM75 36V37H76ZM90 36V37H89ZM95 36H97V37H95ZM100 36H102V37H100ZM194 36V35H193ZM53 37L54 38H56V40H58V42H60L59 44L60 45H57V43H52V42H54V40H53ZM65 37V38H64ZM68 39H67V38ZM76 37V38H77ZM81 37L82 38H84V40L83 39H81ZM86 37H88V38H86ZM99 37V38H98ZM120 37H117V36H115L114 38H120ZM135 37V39H131V38H134ZM142 37V38H141ZM10 38H11V41H10ZM45 38H47V39H45ZM62 38V39H61ZM72 38H74V37H72ZM93 38H94V40H93ZM113 38V39H114ZM9 39V41H7ZM13 39V40H12ZM16 39V40H15ZM38 39V40H37ZM45 39V40H44ZM61 39V41H64V43L62 44L61 43V41H59ZM64 39V40H63ZM65 39H67L66 41H65ZM88 39H89V41H88ZM99 39V41H97ZM131 39V41H129ZM140 39V40H139ZM158 39V37L157 38H155L154 40L156 41V44L157 45H155V44H153V45H155L156 47L158 46V44H159V41L157 40ZM161 39V38H160ZM159 39V40H160ZM180 39H182L181 37H180ZM1 40V39H0ZM53 40V41H52ZM82 41V42H80V41ZM93 40V41H92ZM96 40V41H95ZM101 40V41H100ZM108 40H110V39H108ZM136 40V42H134V41ZM145 40V39H144ZM146 40H147V38H146ZM162 40V39H161ZM193 40H195V39H193ZM50 41V42H49ZM73 41H74V43L76 44H74L75 46H77V49H76V47H74V45L73 44H69V43H73ZM80 43H79V42ZM83 41H87L88 43H91V44H95V45H92V46H90V47H92L91 49H93V50H91L90 48H88L87 49V52H85L86 51V45H85V43H83ZM102 41H104V42H102ZM117 41H119V40H116L115 41V43L114 44H116V42ZM138 41V42H137ZM181 41V40H180ZM9 42H10V44H9ZM17 42V43H16ZM18 42H19V44H18ZM66 42V43H65ZM67 42H69V43H67ZM93 42V43H92ZM101 42V43H100ZM111 42V41H110ZM113 42V41H112ZM122 42V43H121ZM15 43V44H14ZM49 43V44H48ZM79 43V44H78ZM88 43H86V44H88ZM106 43V44H105ZM136 43H138L139 45H140V47H138L137 48V44ZM19 46H18V45ZM65 44H69L70 46H72V47H74V48H71L70 46H68V45H65ZM104 44V45H103ZM142 44V45H141ZM164 44V45H167L166 44V42H162V41H160V45L159 46H162V45ZM8 45V46H7ZM81 45V46H80ZM83 45V46H82ZM84 45H85V47H84ZM97 45H99L101 48H97ZM113 45V44H112ZM18 46V47H17ZM21 46V47H20ZM46 46V47H45ZM61 46V47H60ZM63 46H64V48H63ZM78 46H79V48H78ZM94 46V47H93ZM98 46V47H99ZM168 47H169V45H167ZM213 47H211V48H213V50H214V46L215 45H212ZM13 47V48H12ZM51 47V48H50ZM52 47H53V49H54V51H53V49H52ZM58 47V48H57ZM59 47H60V49H59ZM95 47H96V49H98V51H96V49H95ZM112 47H114V45L112 46ZM165 47V46H164ZM164 47H162V48H164ZM218 48L220 47L219 45L217 46ZM18 48V49H17ZM26 50V51H29V52H31V58L33 57V55H34V57L31 59V58H27L26 56L24 57L23 55H28V54H30L29 52H25L24 51V49ZM45 49V51H44V49ZM48 48V50L49 51H46V49ZM105 48H106V50H105ZM125 48V47H124ZM167 48V47H166ZM166 48H164V49H166ZM170 48V47H169ZM57 49L59 50V52L57 51ZM67 50V52H66V50ZM72 49L74 50V51H72ZM84 49H85V51H84ZM102 49H104L103 51H104V57H103V52L101 51ZM20 50H22V51H20ZM39 50H41V51H43L42 52V55L44 54V52H46L45 54H47V56L44 54V56H42L41 55V51H40V53H39ZM102 52V58H101V56H100V51ZM135 50L137 51L135 54H134V52H135ZM168 50V49H167ZM198 50V49H197ZM14 51H16V52H14ZM53 51V52H52ZM64 51H65V53H64ZM76 51H78V52H76ZM84 53V55H82V57H81V53ZM89 51V52H88ZM92 51V52H91ZM95 51L97 52V53H99V54H97V53H95ZM105 51H106V53H105ZM116 51L118 52L117 54H116ZM164 51V50H163ZM22 52H25L24 54L22 53ZM33 52V53H32ZM37 52V53H36ZM47 52H49V53H47ZM52 54H51V53ZM56 52V53H55ZM62 52V53H61ZM72 52V53H71ZM94 52V53H93ZM12 53H16L15 55L14 54H12ZM53 53H55V54H53ZM74 53V54H73ZM77 53V54H76ZM87 53V54H86ZM90 53V54H89ZM9 54V55H8ZM18 54H19V56L21 57L20 58V60H19V56H18ZM35 54H38L37 56L35 55ZM39 54L41 55L39 58H38V56H39ZM76 54V58H73V57H75L74 55ZM94 54H95V57H94ZM114 54H116V55H114ZM123 54H124V56H123ZM132 54V55H131ZM13 56V58L11 59V57ZM59 55V56H58ZM164 55V54H163ZM223 55V54H222ZM221 55V56H222ZM35 56H36V58H35ZM59 57V59H58V57ZM80 56L81 58L80 59H77L78 57ZM100 56V58H97V57H99ZM178 56H180V57H178ZM30 57V56H29ZM47 57V58H46ZM49 57V58H48ZM53 57V58H52ZM62 58V60H61V58ZM91 57V58H90ZM95 59H94V58ZM35 58V59H34ZM41 58V59H40ZM43 58H45V59H43ZM69 58V59H68ZM97 58V59H96ZM105 58V59H104ZM110 58V59H111ZM155 58H156V60H155ZM159 58V59H158ZM167 58H168V60H167ZM9 59H11V60H9ZM42 59L44 60L43 62H42ZM51 59H53V60H51ZM54 59H56V60H54ZM65 59H68V61L67 60H65ZM82 59V60H81ZM84 59V60H83ZM89 59H91V60H89ZM101 59V60H100ZM119 59V61H121L122 60V62H123V64H124V66L126 65V64H128V66L126 65V67L127 68H125L124 66V68L126 69H124V68H122V64L121 63H119V61H118V63L119 64H115V62L117 61ZM121 59V60H120ZM148 61H150V62H148ZM169 59H171L172 60V62L175 64H173V63H169L171 60H169ZM179 59H181V60H179ZM17 61V62H15V61ZM18 60H19V62L20 61H22V60H26V61H28L27 63H26V65H24V63L23 64H21L20 66L19 65H16V64H19V62H18ZM33 62H32V61ZM39 60V61H38ZM65 60V61H64ZM104 62H103V61ZM105 60H106V62H105ZM165 60H166V62H165ZM192 60V59H191ZM11 61V62H10ZM38 61V62H37ZM52 61V62H51ZM64 61V62H63ZM67 61V62H66ZM78 61H81V62H78ZM98 63H97V62ZM100 61V62H99ZM128 61V60H127ZM146 61L148 62L147 64H149L150 63V67L148 66V65H145L146 64ZM169 61V62H168ZM6 62H7V64H6ZM15 62V63H14ZM22 62H24V61H22ZM39 62H41V64L39 63ZM53 62H54V64H53ZM58 62V63H57ZM88 62V63H87ZM21 63V62H20ZM32 63H34V64H32ZM39 63V64H38ZM43 63H45V64H43ZM94 63V64H93ZM105 63V67H106V65H108L109 63H110V65H108L106 68H103L104 66H103V64ZM117 63V62H116ZM145 63V64H144ZM160 63V64H161ZM167 63H169V64H167ZM184 63V64H183ZM10 64V65H9ZM16 66V67H14V65ZM29 64V67L27 66ZM30 64H31V66H30ZM36 64H37V66H36ZM58 64V66H55V65H57ZM63 64H65V65H63ZM80 64H81V66H80ZM86 64V66H84L86 69H84V67H83V65H85ZM89 64H91V65H89ZM98 64V66H100V64H102L101 65V70L102 71H104L105 69H106V71H104V72H102L101 71V73H103V75H101L98 71H94V69L92 70V69H90V68H94L96 65ZM115 64V65H114ZM141 64V65H140ZM153 64V65H152ZM171 64V65H170ZM173 64V65H172ZM184 65V67L186 68V64H187V69H184L185 71H186V73H185V75L184 74H182L181 73V71L183 72L184 70H182V69H179L180 67V65ZM9 66V68H11L12 67V65H13V67H14V70L17 72H12V71H8V72H12V75L9 73H7V70H12L13 69V67H12V69H8V67L7 66ZM48 65V66H47ZM88 65V66H87ZM120 67H119V66ZM167 65V68L165 67ZM169 65V66H168ZM177 65V67H175ZM189 65V66H188ZM199 64H197V66L195 65V68L197 69V68H199L200 66H198ZM4 66H5V69H4ZM17 66L18 67H20V68H17ZM21 66H25L23 69L21 68ZM41 66V67H40ZM43 66V67H42ZM52 66H53V68H52ZM77 66V67H76ZM111 66L113 67V68H111ZM145 66V68H143ZM154 66V67H153ZM171 66V67H170ZM175 68H174V67ZM219 66V65H218ZM221 66H223V64L222 65H220V68H221ZM7 67V68H6ZM34 67H36V68H34ZM37 67H38V70L37 71H35V69H37ZM48 67V68H47ZM55 67V68H54ZM63 67V68H62ZM72 67V68H71ZM80 67H81V70H80ZM83 67V68H82ZM115 67H116V70H114L115 69ZM128 67L130 68H135V69H133L132 70V72H134L132 75L133 76H135L136 75V77H139V82H141L140 84H139V82H138V80H134V79H136V77L133 79L134 80V82L133 81H131V74H130V71H131V68L128 70ZM146 67H147V69H146ZM149 67V68H148ZM152 67V68H151ZM33 68V69H32ZM49 68H50V70H49ZM59 68V69H58ZM76 68H78V69H76ZM96 68H98V69H100V67H97L96 66ZM96 68H95V70H96ZM108 68V69H107ZM111 68V69H110ZM121 68V69H120ZM138 68L140 69V68H142L141 70H142V74H143V77H142V75L140 74V72H141V70H138ZM172 68H174V70L172 71L171 69ZM176 68H177V70H176ZM7 69V70H6ZM20 69V70H19ZM41 69H42V71H43V73H44V75H43V73H42V71H41ZM74 69H75V72H74ZM85 71H84V70ZM88 69V70H87ZM120 69V70H119ZM152 69V70H151ZM178 69L179 70H181V71H179L180 73H181V77H180V75H178ZM4 70H6V73L8 74V75H10V76H8L7 74L5 75V73H4ZM24 70V71H23ZM41 71V73H40V75H39V78H38V71ZM49 70V71H48ZM64 70V71H63ZM77 70V71H76ZM86 70H87V72H86ZM108 70H109V72L111 71L112 72V75L114 76L115 74H116V76H115V78L116 77H118V75H117V73L118 74H122V76H121V78L120 77H118V78H114L115 80H117V81H115L113 78H112V76H111V74L109 75V72H108ZM123 70V71H122ZM138 70V71H137ZM147 70V71H146ZM150 70V71H149ZM154 70V71H153ZM164 70V71H163ZM167 70V71H166ZM30 71H32V72H30ZM55 71V72H54ZM59 71V72H58ZM81 71H83V72H81ZM89 71H90V73H89ZM114 71L116 72V73H114ZM119 71V72H118ZM128 71H129V73H128ZM163 71V72H162ZM170 71V73H167V72H169ZM175 71V72H174ZM21 73V75L19 74V73ZM27 72H29L27 75H26V73ZM48 72V73H47ZM58 72V73H57ZM65 72L67 73V74H65ZM95 72H97V74L95 75V74H93V73H95ZM110 72V73H111ZM147 72H149V73H147ZM152 72H154V73H152ZM166 72V73H165ZM174 72V73H173ZM23 73V74H22ZM35 73V74H34ZM37 73V74H36ZM46 73V74H45ZM51 73H54V74H52V77H51ZM70 73V74H69ZM73 73H75V74H73ZM83 73V74H82ZM89 73V74H88ZM106 73L109 75L108 77H110V79L112 80H107L108 79V77L107 78H105L106 76ZM114 73V74H113ZM138 75H137V74ZM152 73V74H151ZM202 73H206V72H202ZM201 73V75H203ZM217 73V72H216ZM17 74H19L20 76V78H18V75ZM24 74L27 76H24ZM50 74V75H49ZM61 74V75H60ZM78 74V75H77ZM82 74V75H81ZM88 74V75H87ZM99 74L101 75V76H103L105 79L103 80V77H102V80H100L99 79ZM120 74V75H121ZM125 74V75H124ZM126 74H129V75H126ZM146 74H148L147 76H146ZM164 74V75H163ZM168 74V75H167ZM188 74V75H187ZM13 75H17V76H13ZM30 75H33V77L34 78H32V77H30ZM42 75V76H41ZM49 77H48V76ZM57 75H59V76H57ZM119 75V76H120ZM144 75H145V77H144ZM156 75V76H155ZM170 75H172V77L170 78V79H168V77L170 76ZM176 75H178V76H176ZM187 75V76H186ZM195 75V74H194ZM205 75V74H204ZM5 76V77H4ZM41 76V77H40ZM44 76V77H43ZM61 76V77H60ZM67 76V77H66ZM93 76V77H92ZM98 76V77H97ZM127 76V77H126ZM130 76V77H129ZM151 76V77H150ZM154 76V77H153ZM176 76V77H175ZM189 76V78L187 79V77ZM214 76H215V78H214ZM37 77V78H36ZM69 77H70V81H69ZM80 77V78H79ZM81 77H84L85 78V80L82 78L81 79ZM86 77H87V79H86ZM95 77L98 79H95ZM147 77V80L145 79ZM157 78V80H158V82H157V80H156V78ZM159 77V78H158ZM165 77V78H164ZM185 79H184V78ZM193 79H192V78ZM213 77V78H212ZM23 78V80L25 81V79H26V81L25 82H28V81H30L31 79V83L30 82H28L26 85H25V82H23V80H21ZM29 78H30V80H29ZM43 78V79H46V80H41V79ZM56 78H59V79H56ZM61 78V79H60ZM92 78V80H93V82H92V80L91 81H89L90 79ZM101 78V77H100ZM126 78H129V80L128 79H126ZM151 78H153L152 80H151ZM217 78H219L218 80H215V79H217ZM8 79V80H7ZM35 79V80H34ZM94 79H95V81H94ZM118 79H121V81L120 80H118ZM126 79V80H125ZM161 79V80H160ZM175 79H176V81H175ZM179 79H181L180 81H179ZM191 79V80H190ZM47 80H49L50 82H48ZM53 80H54V82H53ZM56 80H57V82H56ZM58 80H60V81H58ZM68 80V81H67ZM73 80V81H72ZM144 80V81H143ZM149 80V81H148ZM155 80V81H154ZM164 80V81H163ZM183 80V81H182ZM213 80H215V81H213ZM220 80H222V81H220ZM7 81V82H6ZM9 81H11L12 82V84H11V82H9ZM14 81V82H13ZM17 81V82H16ZM42 81V82H41ZM62 81V82H61ZM86 81V82H85ZM97 81V82H96ZM100 81V82H99ZM120 81V82H119ZM131 82L130 83V85H127V86H125L126 84V82H127V84H128V82ZM148 81V82H147ZM168 81V82H167ZM190 81V82H189ZM219 83H218V82ZM229 81V82H228ZM4 82V84L2 85V83ZM22 82V85H20V83ZM44 82H45V84H46V86H45V84H44ZM53 82V83H52ZM60 82V83H59ZM70 82V83H69ZM95 82V83H94ZM107 84H106V83ZM111 82V83H110ZM119 82V83H118ZM132 82H133V84H132ZM155 82V83H154ZM163 83V86H165L164 88H165V90H167V91H163L164 90V88L162 87V85H159L158 86V84H160V83ZM173 82H174V84H173ZM186 82L188 83V84H186ZM222 82H226L225 84H223ZM228 82V83H227ZM6 83H8L10 86H8V84H6ZM17 83V84H16ZM67 83V84H66ZM77 83V84H76ZM82 83V84H81ZM94 83V85H92V84ZM96 83H99V85H96ZM111 85H110V84ZM123 85H121V84ZM137 83V84H136ZM158 83V84H157ZM161 83V84H162ZM178 83L180 84L179 86H178ZM184 83V85L186 86V88H185V86H183L182 84ZM193 83V84H192ZM216 83L219 85V84H222V85H219V86H217L216 85ZM14 84H15V86H17V87H15L14 86ZM28 84H33V85H28ZM38 84V85H37ZM52 86H51V85ZM54 84V85H53ZM56 84H57V86H56ZM60 84V85H59ZM71 86H70V85ZM101 84H102V86H101ZM104 84V85H103ZM106 84V85H105ZM152 84V85H151ZM164 84H166V85H164ZM173 84V85H172ZM175 84H176V86H175ZM191 84V85H190ZM227 84V85H226ZM6 85V86H5ZM18 85H20V86H18ZM40 85H43V86H40ZM62 85V86H61ZM66 85V86H65ZM80 85V87H82V89H83V92H79V90L81 89V88H79L78 86ZM117 85V86H116ZM149 85H151V86H149ZM155 85V86H154ZM168 85V86H167ZM188 85V86H187ZM225 85V87H229L227 90H229V91H231V92H229V91H227V92H225L226 91V88L225 87H223ZM229 85V86H228ZM8 86V87H7ZM49 86V87H48ZM85 86V87H84ZM88 86V87H87ZM91 88H90V87ZM134 86H136V87H134ZM148 86V87H147ZM171 88H170V87ZM182 86V87H181ZM30 87V88H29ZM48 89H47V88ZM51 87V88H50ZM84 87V88H83ZM95 87V88H94ZM97 87H99L100 89H98ZM111 87V88H110ZM118 87H121V88H119L120 90L121 89H123V88H125V87H129L128 88V92H127V94L126 95H129V96H126L125 94H124V96L122 97V98H124L125 100H123V102H125V103H121V106L120 107H117V108H115V109H111V111H109L110 112V114H109V116H114V118L112 117H110V119H109V121H108V119L106 118V114H104V112H100L99 113V111H102L101 109H100V106L99 105H96L95 103H98V104H100V98H102V97H105L104 95H102L104 92L106 93V92H108V91H106V90H109V91H113V90H118V89H116V88ZM141 87V88H140ZM156 87V88H155ZM167 87V88H166ZM169 87V88H168ZM172 87H173V89H172ZM178 89H177V88ZM205 87H207V88H205ZM212 89H211V88ZM221 87V88H220ZM5 88H6V90H8L7 91V93H6V91H5ZM33 88V89H32ZM59 88V89H58ZM67 88V89H66ZM75 88H76V90H75ZM86 88V89H85ZM88 88V89H87ZM97 88V89H96ZM105 88H107V89H105ZM135 88H137V89H135ZM140 88V89H139ZM148 88H150V89H152V90H148ZM155 88V89H154ZM182 88V89H181ZM184 88V89H183ZM216 89V91H218V93H219V91H221V92H225V94L223 93V94H221V93H217L216 91H214L215 89ZM223 88H224V90H223ZM24 91H23V90ZM31 89V90H30ZM39 89H40V91H39ZM75 90V91H72V90ZM81 89V90H82ZM97 90V92H98V94L100 95H98L97 94V92H96V90ZM157 89V90H156ZM170 89V90H169ZM177 89V90H176ZM179 89H181V90H179ZM219 89V90H218ZM22 90V93L21 92H19V91H21ZM38 90V91H37ZM46 90V91H45ZM50 90H52V91H50ZM57 93V95H56V93L54 92V91ZM90 90V91H89ZM120 90H118V91H120ZM130 90V91H129ZM131 90H133V91H131ZM136 90V91H135ZM156 90V91H155ZM173 90V91H172ZM176 90V91H175ZM178 90H179V92H178ZM183 90H185V91H183ZM16 93H15V92ZM44 91H45V93H44ZM72 93H71V92ZM78 91V92H77ZM85 91H86V94H85ZM93 91V92H92ZM141 91V92H140ZM149 91H150V93H149ZM151 91H153L154 93H153V95H151V97H152V99H150V100H148L147 101V99L148 98H151V97H149L150 96V94H152V92ZM158 91V92H157ZM170 93H169V92ZM25 92V93H24ZM41 92V93H40ZM52 92V93H51ZM74 92V93H73ZM91 92V93H90ZM100 92L102 93V94H100ZM134 92H135V95H136V98H135V95H134ZM163 93V97L160 95V93ZM164 92H165V94H164ZM177 92V93H176ZM182 92V93H181ZM185 92H186V95H185ZM5 93V94H4ZM11 95H13V96H11ZM14 93H15V96H14ZM18 93V94H17ZM27 93H29V94H27ZM31 93V94H30ZM35 93H38L37 94V96H35L36 94ZM43 93V94H42ZM79 93V94H78ZM137 93V94H136ZM140 93V94H139ZM159 93V94H158ZM161 93V94H162ZM167 93H169L168 95H167ZM213 93V94H212ZM20 94H23V95H20ZM34 94V95H33ZM41 94V95H40ZM51 94V95H50ZM63 94V96H61ZM68 96H67V95ZM76 94V95H75ZM94 94V95H93ZM145 96V98L143 99V96ZM145 94V95H144ZM181 94V95H180ZM27 95H29L28 97H26ZM50 95V96H49ZM59 95V96H58ZM72 95V96H71ZM82 95L84 96V97H82ZM134 97H132V96ZM166 95V96H165ZM169 95H171V97L169 96ZM214 95V96H213ZM224 95V96H223ZM230 95V96H229ZM4 98H3V97ZM8 96V97H7ZM10 96V97H9ZM17 96V97H16ZM21 98H20V97ZM24 96V97H23ZM45 96V97H44ZM53 96V97H52ZM62 98H61V97ZM126 96V97H125ZM155 98H154V97ZM175 96V97H174ZM178 96V97H177ZM187 96V97H186ZM210 96H211V98H210ZM217 96H219V97H217ZM228 96V97H227ZM32 97V98H31ZM35 97V98H34ZM68 97V98H67ZM82 97V98H81ZM89 97H91V98H89ZM93 97V98H92ZM128 97V98H127ZM131 97V98H130ZM223 97V98H222ZM225 97H227L228 98V100H225L224 98ZM7 98V99H6ZM24 98V99H23ZM51 98V99H50ZM53 98H55V99H53ZM98 98V99H97ZM106 98V97H105ZM154 98V99H153ZM159 98V99H158ZM164 98V100L162 101V99ZM175 98V99H174ZM186 98V99H185ZM222 98V99H221ZM9 99H11V100H9ZM23 99V102L21 101ZM26 99V100H25ZM37 101H36V100ZM40 99H42V102L44 103V102H46V104H43L42 102H41V100ZM62 99V100H61ZM78 99H79V101H78ZM81 99H83V101L81 100ZM87 99V100H86ZM90 99V100H89ZM109 99H110V101H109V103H108V101L106 100H104L105 102H107V104H106V107H109L111 104H112V101H113V99L111 98V97H109ZM108 99V100H109ZM112 99V100H111ZM126 99H127V101H126ZM129 99H131V101L129 100ZM132 99H134V100H132ZM158 99V100H157ZM210 99H211V102H210ZM8 102H7V101ZM17 100V101H16ZM34 100V101H33ZM39 100V101H38ZM67 100V101H66ZM92 100V102H90ZM96 100V101H95ZM97 100H98V102H97ZM157 100V101H156ZM170 100V101H169ZM175 100H177L176 102H175ZM183 102H182V101ZM213 100V101H212ZM216 100H217V102H216ZM219 100H220V102H219ZM255 100V99H254ZM19 101V102H18ZM26 103H25V102ZM35 102L34 104H33V102ZM70 101V102H69ZM78 101V102H77ZM82 101V102H81ZM155 101V102H154ZM175 103H174V102ZM215 101V102H214ZM28 102V103H27ZM49 102V103H48ZM75 102V103H74ZM83 102H85V104L87 105V103H88V105L86 106ZM87 102V103H86ZM95 102V103H94ZM111 102V103H110ZM127 102V103H126ZM141 102V103H140ZM159 102V103H158ZM164 102H165V104H164ZM166 102L168 103V104H166ZM181 102V104H179ZM210 102V103H209ZM213 102V103H212ZM221 102H222V104H221ZM230 102V103H229ZM21 103H23L22 105H21ZM53 103V104H52ZM63 103V104H62ZM70 103V104H69ZM138 104L137 105V108H136V105L134 106L133 104ZM184 103V104H183ZM219 103V104H218ZM237 103V102H236ZM257 103V102H256ZM20 104V105H19ZM52 104V105H51ZM56 104V105H55ZM65 104H67V105H65ZM74 104V105H73ZM83 104V105H82ZM90 104V105H89ZM92 104V105H91ZM93 104H95V105H93ZM110 104V105H109ZM126 104V105H125ZM127 104H131L130 106L129 105H127ZM160 104V105H159ZM164 104V105H163ZM211 104H213V105H211ZM214 104H215V107H214ZM217 104V105H216ZM224 104H226V108H225V106H224ZM228 104H229V106L231 105V108H232V104H233V108L231 109V110H226V109H229L228 108ZM236 106H235V105ZM238 104V103H237ZM13 105H15L16 106V108H14V106ZM25 106V108H24V106ZM30 105V106H29ZM41 105H42V108H41ZM45 105H49V106H47V108L48 109H46V106ZM69 105V106H68ZM125 105V106H124ZM158 106L159 107V109H155L154 108V106ZM165 105H167V108H169V106H170V111H171V113H170V111H169V109H168V111L169 112H166L167 110V108H165ZM171 105H173L172 106V108L173 109H175L174 108V106L176 105V109H175V111L173 110L172 111V109H171ZM180 105V106H179ZM184 105V106H183ZM208 105V106H207ZM223 106V109H222V106ZM243 106V110L241 109L242 108V106ZM0 106H3L2 104L0 105ZM12 106H13V108L14 109H12ZM21 106H22V108H21ZM43 106H45V108H43ZM52 106H53V108H52ZM62 106H63V108H62ZM75 106H76V109H75ZM79 106H80V108H79ZM96 106H97V108H96ZM127 106H129V108H127ZM156 106V107H157ZM162 106H164V108L162 109ZM219 106H221V109L223 110H221L220 108H219ZM148 107V106H147ZM219 108V111H221L220 113H222L223 114V116H222V114H219V112L218 111H216V115L214 114V112H215V110H217L216 108ZM40 108V109H39ZM52 108V109H51ZM82 108V109H81ZM85 108V109H84ZM96 108V109H95ZM120 108H123L125 111H126V113H125V111H122ZM136 109V112H135V109ZM193 109L192 110V112L190 111L191 109ZM195 108V109H194ZM208 108V109H207ZM209 108H213L214 110H212L211 111V109H209ZM240 108V109H239ZM28 109H30V110H28ZM32 109H34V110H32ZM84 109V110H83ZM90 109V110H89ZM153 109V110H152ZM155 109V110H154ZM162 111H161V110ZM177 109H178V112H177ZM187 109H190V110H187ZM236 109V110H235ZM15 110V111H14ZM28 110V111H27ZM38 110L39 111H41V112H39V113H37L38 112ZM86 110H88V112L90 113V114H93V112L92 111H94V113H97V114H95L94 115V117H93V119H94V121L95 122H93V120H90V119H92V117H90V116H92V115H90V114H86ZM98 111V112H96V111ZM152 110V111H151ZM160 110V111H159ZM166 110V111H165ZM180 110V111H179ZM184 110V111H183ZM225 110H226V113H224L225 112ZM232 110H234V111H239V113H238V111H237V113L235 112V114L233 113L234 111H232ZM246 110V111H245ZM11 112V114H10V112ZM15 113H17V114H15ZM27 111V112H26ZM46 111V112H45ZM64 111H65V113H64ZM71 111V112H70ZM121 111V112H120ZM140 111H141V113H140ZM153 111H154V113L158 116H153L152 114H153ZM156 111H158L157 113H156ZM185 111H187L186 113H184ZM196 111V112H195ZM227 111H228V114H227ZM240 111H244L243 113L242 112H240ZM253 111H255L256 113L254 114L253 113ZM9 112V113H8ZM36 112V113H35ZM43 112V113H42ZM49 112H50V114H49ZM117 112V114H115ZM120 112V113H119ZM134 112V113H133ZM179 112H181V114L179 113ZM188 112H189V114L191 115V116H189V114H188ZM246 112V113H245ZM8 113V114H7ZM20 113V114H19ZM32 113H34V114H32ZM73 113V114H72ZM81 113V114H80ZM112 113V114H111ZM137 113H140V114H137ZM159 113H161V116L159 115ZM195 113H196V115H195ZM201 113V114H200ZM231 113V114H230ZM233 113V114H232ZM14 114V115H13ZM19 114V115H18ZM25 115V116H23V115ZM29 114H31V116L29 115ZM43 114V115H42ZM47 114H48V116H47ZM57 114H60V115H57ZM63 114H65V115H63ZM102 114H104V115H102ZM108 114H107V116H108ZM114 114V115H113ZM119 114V115H118ZM154 114V115H155ZM170 114H171V116H170ZM177 114H179L178 116H177ZM215 116H218V117H213L214 115ZM220 116H219V115ZM225 114V115H224ZM240 114H241V116H240ZM16 115V116H15ZM50 115V116H49ZM54 115H56V116H54ZM70 115V116H69ZM74 115V116H73ZM86 115H87V117H86ZM89 115V116H88ZM116 115H118L119 117H121V120H122V123L119 121V117H118V121H116V119L115 118H117L116 117ZM142 115V114H141ZM150 115H151V117H150ZM163 115H165V116H163ZM166 115H168V117L166 116ZM175 115V116H174ZM182 115H183V117H182ZM185 115V116H184ZM195 117H194V116ZM199 115V116H198ZM233 115L235 116H237L238 118H236V117H233ZM244 115H246V117L245 118H243V119H245L244 121L243 120H241L240 118L241 117H243ZM254 115V116H253ZM12 116L13 117H16V118H12ZM31 118H30V117ZM34 116V117H33ZM35 116H37V117H35ZM43 116H44V118H43ZM53 116V117H52ZM59 116V117H58ZM190 117V118H194V119H191V120H193V121H191V123H188L187 121H184V120H189L188 119V117ZM193 116V117H192ZM196 116H198V119L201 121V122H206L207 124H208V126H205V124L206 123H203V126H205V128H206V130L203 128V126H199L198 124H197V121H198V119L196 120ZM206 118V117H208V119L207 120H205L204 118ZM206 116V117H205ZM225 116H226V120H224V121H227L226 123H224V121H222L223 120V118L222 117H224V119H225ZM247 116H249V117H247ZM8 117V118H7ZM17 117H19L18 119H17ZM56 117H57V119H56ZM86 117V118H85ZM95 117H97L96 119H95ZM100 117H102V118H100ZM136 117V116H135ZM162 117L164 118V119H162ZM180 117H182L184 120H182L181 121V119H180ZM186 119H185V118ZM200 117V118H199ZM232 117L236 120V119H238V122L237 121H235L234 119H232ZM240 117V118H239ZM255 117V118H254ZM24 118V119H23ZM75 118H78V119H75ZM123 118V119H122ZM154 118H159V119H161V121L162 120H164V121H162V122H164V123H159V124H157V123H155L154 122ZM165 118H166V121L168 120V122L166 123V121H165ZM167 118H169V119H167ZM172 118H175V119H173V121L171 120ZM210 118H211V120H210ZM216 118V119H215ZM220 118H222V119H220ZM228 118H231V119H228ZM7 119V120H6ZM15 119H17V120H15ZM26 119V120H25ZM35 119V120H34ZM42 119H44V120H42ZM79 119H80V121H79ZM86 121H85V120ZM97 119H98V121H99V119H101L100 121H102L103 123H104V120L103 119H105V127H104V125L102 124V122L100 123V122H98V124H97ZM115 119V122H116V126H114V124H113V120ZM132 119V118H131ZM178 119H180V120H178ZM203 121H202V120ZM215 119V120H214ZM217 119H219V122H218V120ZM240 119V120H239ZM11 120V122L9 123V121ZM22 120H24V122L22 121ZM32 120V121H31ZM169 120H171L170 122H174L176 125H178L177 127L175 126V124H169L170 126L171 125H173L174 127H172L171 126V128H170V126L169 125H166V124H168V123H170L169 122ZM179 122V124H178V122ZM196 120V122L195 123H192V122H194ZM212 120H213V123L214 122H216V123H214V126L211 124V122H212ZM229 120V121H228ZM235 122H234V121ZM8 121V122H7ZM30 121V123H28ZM45 121V122H44ZM48 121H51V122H48ZM76 121V122H75ZM108 121V122H107ZM112 121V122H111ZM180 121H181V123H180ZM239 121H241V122H239ZM251 121V120H250ZM256 121H257V119H256ZM256 121H254L253 123H255ZM41 123L42 122V124H39V123ZM44 122V123H43ZM73 122V123H72ZM119 124H118V123ZM150 122V123H149ZM177 122V123H176ZM199 122V121H198ZM228 122H230V123H228ZM237 122V123H236ZM23 123L28 127H26L25 125H23ZM26 123H28V124H26ZM31 123H33V125L31 124ZM45 123H47V124H45ZM51 123H53V124H51ZM70 123V124H69ZM78 123V124H77ZM82 123V124H81ZM91 123V124H90ZM100 123V124H99ZM121 123V124H120ZM154 123V124H153ZM241 123V124H240ZM245 123L248 125L249 124V126L247 127V126H244L245 125ZM15 124H18L17 126L15 125ZM38 124V125H37ZM51 124V125H50ZM75 124V125H74ZM88 124H90V125H88ZM93 124V125H92ZM102 124V125H101ZM110 124V125H109ZM118 124V125H117ZM156 124H157V126H156ZM161 124H164V127H165V129H164V127L162 128V125ZM181 124V125H180ZM186 124L188 125V126H186ZM195 124V125H194ZM202 124V123H201ZM212 125V127H211V129H210V127H209V125ZM237 124H239L238 126H241L242 128H244V127H246V128H250V126L251 125H253L252 126V131H251V129H245L244 128V131H248V130H250V131H248V133L247 132H245L247 135H249V136H245V133H244V131H243V129H242V131L240 130L241 129V127H238L237 126ZM242 124H243V126H242ZM258 123H256V125H257ZM5 125V126H4ZM12 125V129H11V127H10V129L8 130L7 128L9 127V126H11ZM15 125V126H14ZM37 125V126H36ZM50 125V126H49ZM77 125V126H76ZM78 125H81V126H78ZM95 127L96 126V128H94V129H96V130H94L93 129V127ZM98 125H101L100 127H103V128H100ZM166 125V126H165ZM216 125V126H215ZM236 125V126H235ZM6 126H8V127H6ZM33 126V127H32ZM35 126V127H34ZM69 126V127H68ZM100 128H98V127ZM110 126V127H109ZM120 126V128H116V127H119ZM167 126H169V127H167ZM181 126V127H180ZM186 126V127H185ZM196 126V127H195ZM38 127V128H37ZM52 127H53V129H52ZM57 127V128H56ZM176 127V128H175ZM222 127V126H221ZM237 127V128H236ZM253 127H255V128H253ZM48 128H51L50 130L48 129ZM98 128V129H97ZM122 128V130L120 131V129ZM170 128V129H169ZM197 128H199V129H197ZM38 129H40V130H38ZM45 129V130H44ZM55 129L56 130H60V131H63V129H64V131L63 132H60V131H56V134L55 133H53L54 131H55ZM67 129V130H66ZM73 129V130H72ZM151 129H149V130H151ZM167 129H166V131H167ZM191 129V130H190ZM192 129H193V131H192ZM195 129H197V130H195ZM208 129V130H207ZM210 129V130H209ZM237 129V130H236ZM38 130V131H37ZM52 130V131H51ZM75 130V131H74ZM94 130V131H93ZM118 130L121 132V133H118ZM152 130V131H153ZM231 130H233V131H231ZM257 130V132H254V131H256ZM11 131V132H10ZM17 131H16V133H17ZM67 131H68V133H67ZM170 131V132H171ZM195 131H197V132H195ZM220 131V135L222 134V132ZM8 132H10V133H8ZM50 132V133H49ZM71 132H73V133H71ZM123 132V133H122ZM173 132H171V133H173ZM178 131H177V133H179ZM192 132V133H191ZM51 133H53V135H57V138H58V140L59 141H55V140H57V139H54L55 137H51ZM194 133L192 134V135H194ZM200 133V134H199ZM240 133H241V135H240ZM242 133H244V134H242ZM255 133H257V135L255 134ZM4 134H2V135H4ZM48 134V135H47ZM65 134V135H64ZM204 134V133H203ZM206 134H208V135H205L204 134V136H203V138H205V139H207V137H208V139H210V138H212V139H210V141H212L213 139H216V138H218L220 135H218L217 137H215V138H213V137H211V135L213 136V134H209V133H206ZM222 134V135H223ZM231 134H229L230 135V137H231ZM253 134V135H252ZM6 135V136H7ZM10 135H8L7 137L6 136H4L6 139L5 140H8V137H10ZM11 135V136H12ZM197 135V136H198ZM214 135H216V134H214ZM229 135H223L225 138H227V136H229ZM250 135L253 137V139L255 140H252V138L250 137ZM259 135V136H258ZM207 136V137H206ZM244 136V137H243ZM254 136H255V138H254ZM258 136V137H257ZM200 137H202V134H201V136ZM210 137V138H209ZM224 137L222 138V140L220 141V140H218V142H222L221 144H224L223 143V140H225L224 139ZM220 138V137H219ZM249 138H250V141H249ZM256 138H257V140H256ZM207 139V140H208ZM228 139H232V138H227V140ZM71 140H73L74 141V139H72V137H70L69 138V141H70V143L71 144H75V143H72L73 141H71ZM229 140V141H230ZM238 140H241V141H243V142H241V141H238ZM36 141V140H35ZM40 141V140H39ZM69 141H67V142H69ZM214 141V140H213ZM234 141H233V143L232 144H234ZM249 143H254L253 145L254 146H252L251 144H249ZM251 141H253V142H251ZM42 142V141H41ZM64 142V141H63ZM146 142L148 143V141L146 140ZM215 142H216V140H215ZM217 142V143H218ZM245 142V143H244ZM257 142H258V145H257ZM69 143V144H70ZM147 143H141V146L142 147H144L145 145L144 144H146L147 145ZM149 143H150V141H149ZM241 143L243 144V145H241ZM248 143V144H247ZM62 144V143H61ZM64 144V143H63ZM144 146H143V145ZM245 144H247V145H245ZM67 145V144H66ZM66 145H64V146H66ZM63 146V145H62ZM69 146V145H68ZM148 146H149V144H148ZM220 147H221V145H219ZM222 146H225V149L227 148L228 149V146L226 147V145L224 144V145H222ZM230 146V147H231ZM247 146V147H246ZM256 146V147H255ZM147 147V146H146ZM146 147H144L143 149H146ZM180 147H190V148H195V149H198V150H200V151H202L203 153H205L203 150H201V149H199V148H197V147H191V146H180ZM69 148V147H68ZM68 148H66V150H65V152L66 151H68L67 153H69L68 155H65V156H67V158H69L70 157V155L72 154V152H73V150H72V148H74V146L73 147H71L70 146V148L68 149ZM149 148H151V146H149ZM149 148H147L148 150H146L145 152L143 151V155H144V157H145V159H147V160H149L151 157H152V155L153 154H150V152H152L153 150H152V148L151 149H149ZM178 148V147H177ZM233 148H235V149H233ZM246 148H248L247 150H245ZM251 148H253L254 150L252 151V149ZM256 148V149H255ZM258 148V149H257ZM222 149H223V147H222ZM226 149V150H227ZM230 149V148H229ZM69 150H71V151H69ZM151 150V151H150ZM224 150V149H223ZM225 150V151H226ZM236 150H237V152H236ZM221 151V150H220ZM225 151H222L221 153H225ZM246 151H248V153L246 152ZM251 151V152H250ZM226 152H229V151H226ZM67 153H65V154H67ZM148 153V154H147ZM235 153V154H234ZM245 153V154H244ZM249 155L248 156V158H247V154ZM253 153V157L251 158L250 156H251V154ZM205 154H207V153H205ZM229 154V153H228ZM228 154H227V156H228ZM231 154V153H230ZM208 155V154H207ZM239 155V156H238ZM210 156V155H209ZM211 157V156H210ZM212 158V157H211ZM227 158V157H226ZM234 158V159H233ZM244 158V159H243ZM247 158V159H246ZM213 159V158H212ZM230 158H228V160H229ZM234 160V161H233ZM213 161H215L214 159H213ZM245 161H243L241 164L242 165H244L245 163H247V162H245ZM238 162V163H237ZM250 162H248V163H250ZM215 163H216V161H215ZM231 163V166H233V164ZM217 164V163H216ZM218 165V164H217ZM238 166H240V164L238 165ZM219 167V166H218ZM219 169H220V167H219ZM242 170H244V169H242ZM220 172H221V170H220ZM237 172H239V173H242V174H246L247 172L245 171V172H243V171H241V169L239 170V171H237ZM221 177H222V174H221ZM223 177H222V189H221V194H220V196H219V199H218V201H217V203H216V205H215V207L212 209V211L209 213V214H207L205 217H203L201 220H199V221H204V220H206L207 222L206 223H209L210 221H211V223H213L212 225H213V227H215L216 226V222H218V224L220 223L221 224V219H224V215L226 214L225 212L226 211H223V210H219V209H223L224 208V206H223V204L225 205V202H224V198H222V197H224L223 196V194H224V186H223ZM223 200V201H222ZM56 202V201H55ZM54 202V203H55ZM223 202V203H222ZM54 203L50 206V207H52L53 205H54ZM222 203V204H221ZM220 204V205H219ZM61 206H62V208H63V211H61V213H63V215L65 216V213H67V215H66V217L65 218H67V219H65L64 217H63V219L64 220H66V221H69V222H67V223H65L64 222V225H63V221H62V218H61V220L59 221V217H57L56 216V214H55V216L56 217H54L53 219H52V221L48 224V225H51L50 227H54V230H55V234H56V237L57 238H59L60 240H58V243L55 245H47V246H45V248H46V252H48V254L47 255H45V256H43V257H38V258H35V260H33L34 262H35V264H103L102 262H100L99 260L101 259V255H98L95 251H90V252H85V251H82L81 252V250H79L81 247H82V244H83V242H81V240L80 241H78V242H75L74 240H72V241H70L69 243L67 242V239H68V235H69V230H71V228H72V223H70V221H72L73 223H76L77 221H78V218H75V216L74 215H72V214H70L69 212H68V207H67V205H66V203H64V202H62L61 203ZM222 206V207H221ZM49 207V208H50ZM49 208H47V209H49ZM66 208H67V211H64V210H66ZM46 209V210H47ZM141 211V212H140ZM218 211H220V213H217ZM222 211V212H221ZM59 212V211H58ZM132 212V211H131ZM131 212H130V214H129V216H130V218H129V220H128V224H131V225H135V227L134 228H132L131 229V235L132 236H136V237H139L140 239H141V241L144 243L146 240H145V232L147 231V229H149L153 224H156V225H158L159 226V224L164 220V218L163 217H161L160 215H158V214H156L155 213V211L153 210V207H152V205H151V203L148 201V200H145L142 204H140V206L137 208V210L134 212V213H132V215H131ZM138 212V213H137ZM144 214V216H143V214ZM153 213V214H152ZM216 213V214H215ZM224 213V215H222V214ZM142 214V215H141ZM222 216H221V215ZM70 215H72V217H71V219H70ZM136 215V216H135ZM139 215V216H138ZM219 218V220L217 219V217ZM59 216H60V213H59ZM74 216V217H73ZM143 216V217H142ZM134 217V218H133ZM140 217V218H139ZM146 217V218H145ZM213 217V218H212ZM221 217V218H220ZM131 218H133V219H131ZM142 218V219H141ZM214 218H216V219H214ZM136 219V220H135ZM148 219V220H147ZM215 220H216V222H215ZM226 221L228 220V219H225ZM55 221H57V223L55 224L54 222ZM58 221H59V224L61 223V225H59L58 224ZM62 221V222H61ZM140 221V222H139ZM215 223H214V222ZM223 222H222V224L221 225H224V220H222ZM68 223H70L69 225H68ZM136 223V224H135ZM144 223V224H143ZM55 224V225H54ZM144 226H143V225ZM218 224H217V226L215 227V228H217L216 229V233H217V231H218V233H219V230H221L222 228H224L223 226H222V228H221V226L220 227H218ZM58 225V226H57ZM68 225V227H65V226H67ZM140 225H142V226H140ZM62 227V228H61ZM64 227H65V229H66V231H65V229H64ZM60 228V229H59ZM69 228V229H68ZM218 228H220L219 230H218ZM226 228H230L229 226L227 227L226 226ZM58 229V230H57ZM64 229V230H63ZM68 229V230H67ZM225 229V228H224ZM231 229V228H230ZM229 229V230H230ZM65 231V232H64ZM137 231V232H136ZM140 231V232H139ZM228 231V230H227ZM220 232H223V230L222 231H220ZM226 232V231H225ZM224 232V233H225ZM200 233V232H199ZM213 233H215V232H213ZM229 235H231V237L232 238H234V234H232L231 232H227ZM63 234V235H62ZM222 234V233H221ZM218 235V241H219V243L221 244V242H220V239L221 238H223V237H221V235H220V233L219 234H217ZM223 235V234H222ZM224 235H226V234H224ZM220 236V237H219ZM228 236V235H227ZM224 237H226V236H224ZM230 237V238H231ZM227 238H229V237H227ZM226 238V239H227ZM229 238V239H230ZM205 239L208 241V243L210 244V246H211V248L213 249V251L215 252V254H216V249L213 247V245H212V243L205 237ZM225 239V240H226ZM224 241V240H223ZM222 241V242H223ZM227 241H228V239L225 241V242H223L224 244L225 243H227ZM233 241H234V239H233ZM64 242V243H63ZM229 242H231V240H229ZM228 242V244L227 245H229L230 244V246H232V244L231 243H229ZM223 244V245H224ZM36 245H38L39 246V244H36ZM227 245H226V247H227ZM221 246V247H220ZM230 246H228L229 247V249L231 248ZM219 247L223 250V249H225V247L223 248L222 247V245H219ZM227 247V248H228ZM67 249V250H66ZM229 249H225L226 251H227V253H228V255H229ZM25 250H26V247H23V246H16V247H8L7 245H5V244H3L2 243V241H1V234H0V264H21V263H23V261L25 260L24 258L27 256V254H26V252H25ZM231 251V250H230ZM66 252V253H65ZM57 253V254H56ZM225 254V253H224ZM57 255V256H56ZM227 254H225V256H226ZM103 257H104V255H103ZM57 258V259H56ZM65 259V260H64ZM103 261L104 262H107L108 261V257H106L105 259H103ZM34 264V263H33Z\"/></svg>","mask_w":264,"mask_h":264},{"label":"crops","instance_id":"crops-1","mask_svg":"<svg viewBox=\"0 0 264 264\" xmlns=\"http://www.w3.org/2000/svg\"><path fill=\"white\" fill-rule=\"evenodd\" d=\"M54 156L48 147L31 139L0 147V207L14 215H35L49 208L63 191L83 215L109 221L125 216L139 201L143 173L123 149L108 144L88 147L71 161L66 175ZM221 189L218 165L190 147L161 155L150 170L147 186L149 199L159 212L184 223L209 214ZM144 264H217V258L201 233L173 227L150 242Z\"/></svg>","mask_w":264,"mask_h":264}]
</instances>
